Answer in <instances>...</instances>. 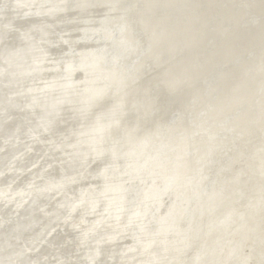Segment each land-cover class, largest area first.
I'll list each match as a JSON object with an SVG mask.
<instances>
[{
	"label": "water",
	"instance_id": "obj_1",
	"mask_svg": "<svg viewBox=\"0 0 264 264\" xmlns=\"http://www.w3.org/2000/svg\"><path fill=\"white\" fill-rule=\"evenodd\" d=\"M14 4V6L17 9H21L23 8L25 5L29 4V3H35L38 2L39 5L41 4L42 0H11ZM134 1L135 4H140L141 6L145 5L148 6L149 2L148 1H144L142 2V0H132ZM164 1V0H162ZM157 2V9L156 11H158L160 13V15L163 17L164 14V8H163V4L164 2ZM170 3L168 5L171 6H181L182 2L185 3V0H169ZM173 1V2H172ZM60 2V1H59ZM46 3V2H45ZM71 3H73L72 5H70ZM123 3H127V0H66L62 3H60V5L58 6H54L52 8H49L47 10H42V15L43 16H47V17H56L60 14H64L65 12H67L70 8L77 11V12H81L84 13L88 10H91L95 7H110L113 10L119 9L121 8V5ZM133 3V4H134ZM185 5V4H184ZM144 6V7H145ZM116 9H114V8ZM191 6L189 5L188 7L185 5L184 8L186 10H188V14L189 15L188 19H184L181 18L180 20H174V24L172 26V28H174V36H176V40L177 39H184V45H193L195 43H197V41L199 40V38L201 37L200 35V30L202 29V27H209L210 30L212 32H217L219 30V26H226L229 27L231 24H233L234 22H230V15L231 17L234 18L236 17V15L234 14L233 11H229V10H224L222 12H218L217 14H215L212 17H206V15L203 12H200V14H198L197 12H191ZM56 10V12L54 13H49ZM58 10V11H57ZM121 13H123V9L121 8ZM230 12V14H229ZM225 13V14H224ZM238 13V12H237ZM224 14V17H223ZM36 16V15H33ZM38 16V15H37ZM41 16V15H39ZM206 17V18H205ZM244 17V15H243ZM226 18V20H225ZM103 20H107L102 22ZM103 20H101L99 22V24H102L103 27H101L100 31V36H97L98 32V28L92 29V30H84L81 34V40L80 42H86L89 44H103L106 45L108 47H110L111 45L114 46L112 51H107V53H105L104 56L102 57H112V55L116 52H119L120 50H125L126 49V54H124L123 52L120 53L119 56H117L118 59V63L117 61L115 63L110 62H103V67H116L118 64H120V61L126 60L129 57L133 56L136 53H140L141 56V60L144 59H151L153 66L157 69H160L161 71H164L166 69H170V67L167 65V62H161L160 60H156L152 54V50L147 49L145 46L142 47L140 40L137 39L134 35V30H132L130 24L127 22L129 20V17L124 18L123 20L125 22H127V26L130 27H122L120 29H115L114 31L112 30H107V25L113 29L111 26H114V28L117 26L116 22L117 20H114L110 17L104 18ZM249 25L251 27L254 28V30L256 29L259 31V29L261 28L262 25H264L263 23H258V20H253V21H249ZM157 26V25H156ZM129 32H128V31ZM33 32H36L38 34H40V36H45L48 31L46 28L44 27H33L32 28ZM146 31V30H145ZM146 34L150 33V32H145ZM191 33L193 34V36L191 35ZM134 36L133 40L136 41L135 45H122L121 48H118L119 46L116 44L117 42H122V39L124 36L126 35H132ZM91 35V36H90ZM109 35V36H108ZM249 35V33L246 35V39L247 36ZM5 36H6V29L4 26H2L0 24V111H1V116L2 119L0 120V128L2 125H4V122H6L8 120L7 117V113L9 111H15L18 113H22L25 116L26 115H30V118H32V116L34 115V110L37 108L39 110L38 115L35 116L34 122H33V127H34V131H37L40 134H44L48 131L52 130V127L57 124L62 115L64 110L69 109L72 111L73 117L75 121H80L83 122L85 121L91 114L92 111L94 110L95 107H97L98 105H100L101 103L107 101V100H112V106L111 108L108 110V114L106 116V118L109 119H103V123L104 122H110L115 120L116 124H112L110 126H114V127H110L111 129H114L115 127H118V118L122 117L124 115V111L126 108H129L130 105H127L128 102V96L132 93L135 92V85L136 83L140 80L141 77L136 78L134 81H130L127 85H124L122 87H117L115 85L114 82L112 83H108V79H106L107 77H105V73L102 72V75L100 73V67L102 66H90L91 64L87 63V61L84 59V61L82 60L81 56L82 55H78L77 59L78 62L73 64L71 66V70H73V72L71 74H68V68H70V66L67 68L65 67V65L69 62H66L65 64H63L62 66L60 65H56V68L53 69V72H55L56 74H61L62 77H64L66 80L59 84L60 81H54L53 86L49 87V88H41V89H32V90H26V98L28 99V103L24 106H20L14 99L13 96L8 94V91H10L12 89V87H15L17 85H20L22 83H25L26 81L29 80H33L35 78H37L38 76H40V74L43 72L44 70V66H43V56L42 53L40 52L39 49V44L37 42L36 39L33 38V35L31 32H26V34L19 36L18 40H17V44H20L21 47H18V49L13 50V47L15 45L9 44V43H5ZM112 36L111 38H108ZM258 36V35H257ZM148 38L150 39V35H148ZM259 38V37H258ZM147 39V38H146ZM188 40H193L192 43H189ZM160 44L161 43V39L158 40ZM258 41V39H257ZM229 43V41L227 42ZM240 44V42L238 43ZM264 45V38H262L261 42L259 43L258 47L256 49H260L263 48ZM32 48V49H31ZM240 46L238 47V51L240 52ZM13 51H17L15 52V54L19 53V50H22L28 53L26 55H21L20 58H14L12 60L11 57L14 55L12 53ZM214 49H212V47H210L207 50L208 52L213 51ZM181 53L183 55V57H185L187 55L186 52L183 51H179L178 54ZM243 53V58L246 59L248 57H250V52L248 50L245 51V49H243L242 52ZM239 53V54H240ZM242 56L240 58H235L234 61L225 64V65H229L232 67H242L244 65H247L248 63H246ZM10 57V58H8ZM93 58L96 57H91L90 62L92 63H100L99 60H93ZM8 59V60H7ZM76 60V59H75ZM74 60V61H75ZM88 60V59H87ZM140 60V61H141ZM182 59L178 58L177 61H180ZM83 62V63H80ZM122 64V63H121ZM255 64V63H254ZM253 64V65H254ZM35 65H38L39 70L35 71L34 67ZM211 65V63L209 64V66ZM225 65H223L222 67H224ZM135 66V64L131 65ZM81 67H86L87 71H84L83 69H79ZM199 68H202V66L199 64L198 65ZM90 69L92 70H97L96 72H90ZM136 70V69H134ZM20 71H27V72H32L30 74H26L24 76H18V77H12V73H19ZM103 71V69L101 70ZM77 72L85 75V79L82 82V92L81 93H77L76 90L77 88H79V84L74 82L73 77L75 74H77ZM135 72V71H134ZM10 73V76H8V74ZM175 73H179V72H175ZM6 74L4 77L3 75ZM20 74V73H19ZM100 75V76H99ZM242 76H244V78L250 82H252V88H248L247 89V94L248 97H250V95H252L253 97V112L250 115V117L253 119V123L252 126L257 127L259 126V124L262 123V121H264V88H260L259 85L264 86V68L262 69H257V67L252 66L251 68L244 70L242 72ZM94 78V77H98L94 82H91V85L94 84H99V85H103V84H108L106 88L104 89H94L92 88V86L86 85V82H88L87 80L90 78ZM217 77L219 79H225V78H229L228 77V73L221 71L219 72V74L217 75ZM175 77H173L172 75H167L166 77H164V80L167 82H170V79H174ZM72 81L74 84L70 83H66L67 81ZM158 83H159V89L160 91L162 90L165 94L170 95V97L168 99H174L177 96H180V94H176L179 91H176V89L178 88L177 85H175V88H168L164 85V83L162 82L161 78H158ZM182 81V85H186L188 84L186 80H182L180 79V82ZM176 82V81H175ZM173 83V82H171ZM260 83V84H259ZM180 85V86H182ZM101 90V92H104L106 90V93L103 97L97 99L95 102L93 103H89L88 105H86L84 102H86V99L88 98L89 95L92 94H96L98 93L97 91ZM161 91L162 95H165L163 92ZM55 92H59V94L54 95ZM218 91H215V89H213L212 94L216 97L217 96ZM245 93V92H244ZM166 96V95H165ZM225 96L224 100H221L220 105H226V109L228 108L229 110H232L233 108H235L237 106L236 103H239L242 101V99H238V98H233L229 101V96L227 95H223V97ZM123 101V104H122ZM229 101V102H228ZM243 102H245L243 100ZM52 104H56L55 106H59V107H54L52 108ZM183 106H184V113L180 114L178 117H173L170 119L169 125H176V124H180L182 123V125H186V124H190L191 127L189 130L191 129H195V139L198 140H202L206 143L209 144H216L215 149L214 150H218L217 152H211L212 155H214L215 153H218L221 151L220 148V141L222 139H220L221 136H224V139H230L232 141V143L234 144V142H236V140L238 138H242V140L244 139L243 136L240 133H238V135L233 136L234 135V131L235 129L231 128V130H229L228 132H224L226 129L222 126H219V133L215 136H211L209 134L208 129L203 128L205 127L204 124V118H207L208 116L205 115L206 112H204L203 110H199L197 108H199V102L195 101L192 98L187 99L186 101L183 102ZM48 109V112L47 110ZM113 109V110H112ZM132 110V108H130ZM244 109V108H243ZM242 109V110H243ZM112 110V112H111ZM225 109L222 110V112ZM134 113L137 114V112H139L138 109H133L132 110ZM52 113V114H51ZM193 113V114H192ZM240 112H238L239 114ZM50 114V115H49ZM154 114V113H153ZM152 113H148L145 115V119L150 118L149 116L153 115ZM237 114V115H238ZM259 114V117H258ZM178 115V114H176ZM242 115H239V117H241ZM29 117V116H28ZM235 115H230V117L228 118V121H230L232 118H234ZM24 119V118H23ZM200 119V120H197ZM226 121V124L229 125V122ZM191 122H196L198 123L196 126H194V123ZM239 122V121H238ZM96 123V122H95ZM23 124V120L19 121L17 123H15L13 125V128L10 129V133L14 132L16 129H18V127L22 126ZM16 125V127L14 128V126ZM198 127V129H197ZM107 128L106 130L110 129ZM89 129V128H88ZM86 128H83L78 134H77V138L76 140L72 143V144H65L67 146L66 149L70 150V153L67 155V158L65 160L64 166H63V170L65 172H75V171H80L84 168L87 167V163L89 160L91 161H101L103 159H109L111 161L117 162L119 164H114L108 168L105 169H109L111 170L112 168H117L119 166H122L120 169L124 170L125 172H123L120 175L117 176H105L108 173L112 172V171H116V170H111L107 173H100L98 172L95 175V178H97L98 180H100L103 183V187L106 188L105 190H97V191H93L92 189H87V190H83L78 194V197L75 201L73 202H68L67 200L63 199L61 202H59L57 204V206L54 208V211L49 212V210H46V207H41L40 206V202L44 201V200H49L53 195L56 194H60V195H65V192L67 190V188L72 185L74 182L78 181V179L75 178H71V177H64L61 178L59 180H46L45 183L38 187L35 188L33 190H31L29 192V194L27 195L28 200L25 201V204H23L22 207V211L25 213V217L22 219V221L18 222V223H14L12 226L9 227V229L7 228V224L9 223V221L4 222L3 224H0V264H37L36 262H33L32 260L29 259V255H28V250L23 247V246H18L15 248V244L19 239V236L25 232H30L32 235V237H37L38 234L40 236H43L45 229L44 228H40L38 226L39 222L41 220H44L47 224H53L55 222H57L58 220H60V216L59 214L62 212H66L69 215H73L74 213H76L79 210H84L89 214H93L97 208L100 205L104 206V213L105 216L101 219L96 220L95 222H93L92 224L89 225V227L87 228V230L85 231V233L82 235L80 241L87 243L88 241L92 243L93 249L86 252L84 254V260L86 261V264H94L96 261H98L99 259H101L102 257V252L100 251V249L103 247V245L105 243H111L114 240L117 239L118 235L121 232H124L126 230H128L129 228H133V238L135 239V248L131 249V248H127L126 250H124L123 252L119 253V257L122 258H127L129 260H132L136 257H140L142 258L143 262L142 264H176L175 259H177L179 261V258L181 256H183L185 253H187L190 249L193 248V246L195 245V239L201 236H205L206 232L205 229H207V223L202 226L200 224V221L203 220H199L196 221V225L197 227H199V234L196 236V238L194 237L192 239V244L188 243V238L189 234L191 233L189 230V224L186 222V220L188 221H192L191 219V214H179L178 210L176 209L173 213V218H171V226H168L167 228L169 233L165 236V238H170L169 242L165 241V240H161L163 237V235H161L162 233L159 232H155V234H151L149 233V229H148V225L150 222L156 223L157 226H159V213L160 210L161 212H164L166 210V207L170 205L171 203V199L169 197H165L163 200L164 205H162V209H158L157 207L160 206V203L162 201V195L163 193L160 192V188H159V197L155 194V192H151V196L147 197L146 196V190H143V188L146 186V184L149 183V185H152L153 182H156L155 184H153V186L148 187L149 190H152L154 188H157V186H159L160 183H163L167 186H169L170 188H174L178 194V198L179 200L176 201L175 206L174 207H178V206H182L181 202L184 203V206H186L188 209L191 210V212L196 211L197 212V208L194 209L193 207H189L186 204V199L187 197L190 198L193 196V182H190V180L184 182L187 184L188 187L191 188V192L189 190V195H187L188 193H186L187 191H179L181 188V183H182V178L178 175V171L173 170L170 171V173L168 174L169 178L164 177V175H162L164 172L161 170L160 172H152V168L153 166L151 165V162H155L153 161V159H150L148 161H150L149 163L144 164V161L142 163H139V160L142 158L140 156H136L133 157L131 155L125 154V155H115V154H111L108 153L109 151H101L100 147L101 145L98 144L99 141V137L98 139L95 138V136H97V134L101 131H103V129H96L94 131H89ZM137 130V129H136ZM237 132L239 130H236ZM105 132V130H104ZM130 133V131H128ZM262 132V131H261ZM161 133H162V129H161ZM166 133V130L163 131V134ZM262 134H264V132H262ZM138 135V134H137ZM137 135H135V132L132 131V135L131 137L134 138L133 141H135ZM161 135H159L158 137H156V139H152L151 142H156L158 139H160ZM95 138V139H94ZM131 138V140H132ZM137 138H141V137H137ZM194 139V138H192ZM104 143V141H103ZM97 144V146H96ZM102 144V143H101ZM113 146L117 147L118 146V141L112 142ZM124 145H126V142L124 141L123 143H120L119 148H123ZM208 146V144H206ZM105 146L106 145V141H105ZM110 147V146H109ZM63 150L62 147H56L54 148V151H61ZM197 154V151H191L188 152V160L194 161V163L197 165V167H201L203 168V171H205V175L204 177H201L203 184L208 180V176H207V169L210 168L211 166H213V164L215 163V160H210L207 161L201 165H199V162L197 161V159H195ZM210 156V154H209ZM177 158V157H176ZM137 160L136 162H132V164H129V166H127L128 162L130 160ZM195 159V160H194ZM244 160V158H239V155H237L233 160L232 163L235 164L236 162L242 161ZM177 161V160H176ZM190 162V161H189ZM244 162V161H242ZM240 163V162H239ZM143 167H147L148 169H150V171L148 173H145L146 175H140L139 178H137L135 175L132 174V172H138L140 169H142ZM103 169V170H105ZM250 174L253 176L257 177V180H264V168H251L249 169ZM219 172L223 171V169H219ZM156 174V175H154ZM154 175V176H152ZM188 175L191 176V173H189ZM1 176V173H0ZM120 180V183L124 182L126 183L125 188H108L109 184H116L115 182H119L116 180ZM168 179V180H166ZM200 186V184H199ZM225 185L224 182H222L221 184V191L224 193V189ZM211 190V189H209ZM85 192V193H84ZM0 197H5L6 196V191L5 192H0ZM143 194L144 199H139L138 196L140 194ZM162 193V195H161ZM205 193H210L208 191H205ZM22 192H17L15 196H22ZM191 194V195H190ZM218 194L217 197L219 198L220 196H224L222 193H216ZM235 195H239V193H236ZM187 196V197H186ZM147 197V198H146ZM217 197L212 198L210 201L211 204L216 205L217 203H220L224 200H219L217 202H215V199ZM227 201L225 204H227L229 201V198H226ZM140 201V204H138ZM144 202L147 203V207L146 208V203L145 205H141L144 204ZM156 202V205L154 206L153 203ZM160 202V203H159ZM159 203V204H158ZM177 204V205H176ZM142 207L141 211L142 212H133L134 210H136L138 207ZM202 207V203L199 206V209ZM218 207L216 206H212L211 210L212 213L217 209ZM252 208L254 209L253 215L255 213H257L260 209V202H256L252 205ZM152 210V211H151ZM218 211V210H217ZM178 213V214H177ZM220 213V210L215 213L212 214L211 217L216 216V214ZM208 214V213H206ZM205 216V215H204ZM210 216V215H209ZM208 215L206 217H204V220H207V218L209 217ZM230 216V220L229 223L224 220V222H226L227 225H225V227L222 230V234L223 237H226L225 232L230 229V226L232 224V222L234 221L235 218L239 219L240 221L242 220V217H240V215L238 216V212L236 210H234L232 212V215ZM176 217V218H175ZM178 218V219H177ZM182 218V219H181ZM111 219L114 221V225H109L108 224V220ZM181 219V224L179 225L180 228L183 229V225L186 224V228L188 229L186 231V236H182V232H178V230L174 227L175 226V222L177 220ZM79 223L77 224L78 226H82L84 224L83 219H80L78 221ZM222 222V221H220ZM220 222H218L217 224H215L212 229L214 227H216L217 225H220ZM215 223V222H214ZM115 231L114 234L111 235H107L106 231L108 230V228H111ZM223 225L220 226V228H222ZM35 231L31 232L32 230ZM167 228H164V230H167ZM141 229V230H140ZM190 229L192 230V228L190 227ZM211 229V230H212ZM137 230H139V234L137 235ZM175 230V232H174ZM218 230V229H217ZM240 227L233 233L230 234H234V233H238L239 236L242 237V235L246 234L247 232H249V228L245 227L243 230L239 231ZM101 232H105L104 235H100ZM252 234L254 233V229L251 230ZM149 235V236H147ZM8 240H7V238ZM143 236V237H141ZM229 236V234H228ZM147 237H153L152 241H150L149 243H144V240ZM176 238H181L183 239L186 243H184V246L181 250L177 251V248H175V246L177 245L176 241L174 242V240ZM240 238L237 236V239ZM88 242V243H89ZM209 242V240H208ZM238 242V249L237 250H230L232 253H226L227 258L226 260L224 259L223 252L225 250L226 247H224L220 241H218L217 244V253L215 252L214 255L212 257H210V254H212V252H214V248L213 249H209L208 247L205 248L206 251H204L201 257H198L196 259H194V261L192 262H184L180 264H196V262H199L198 264H217L219 261L222 262V264H234V263H238L240 262L242 263H246L247 261L246 259L242 258V254L244 252V250L247 248V242L248 240L243 241L242 244H239ZM176 243L175 246H173ZM165 244V245H164ZM187 244H189L187 246ZM209 244V243H208ZM233 245L237 246V243H233ZM40 246V245H39ZM183 246V245H181ZM134 247V246H133ZM142 249H144V251H142ZM227 252V251H226ZM233 254L232 261L231 258H229V256ZM178 255V256H177ZM176 257V258H175ZM215 257V260L214 258ZM145 259V260H144Z\"/></svg>",
	"mask_w": 264,
	"mask_h": 264
},
{
	"label": "rangeland",
	"instance_id": "obj_2",
	"mask_svg": "<svg viewBox=\"0 0 264 264\" xmlns=\"http://www.w3.org/2000/svg\"><path fill=\"white\" fill-rule=\"evenodd\" d=\"M4 1V2H3ZM63 1H66V0H63ZM62 0H61V2H59V0H42V2H41V4L39 5V3L38 2H35V3H29V4H27L25 7H23V8H21L20 10L19 9H17L15 6H14V4H12L11 3V0H1L0 1V24L1 25H3V26H5V27H8V26H10V27H8V28H5V29H7L6 30V32L9 30V32H7L6 33V36H5V41L7 42V43H9V44H12V45H17V40H18V38H19V36H22V35H24V34H26V33H24V32H30L31 31V33L33 32L32 30H31V27L30 26H32V28L35 26V27H37L38 25V27H44V28H46L47 29V31L50 33V34H52V35H50L49 33L46 35V36H38V37H36L37 35H40V34H37L36 32L34 33L33 32V36H34V39H36L37 38V42H38V44H40L39 46V49H41V51L40 52H44V53H42V56L44 55V57H45V59L43 58V65H44V70H43V72H42V74H43V76H42V74H40V76H41V79H40V76H38L37 78H35V79H31V80H29V81H26L24 84L22 83V84H20V85H17L18 87H16V88H14V87H12V91H13V93H12V91L10 92V91H8V94H10V95H12L13 96V99L14 98H16V102L20 105V104H22V105H20V106H24V105H26L27 103H28V99L26 98V93H25V91L26 90H24V89H26L27 88V90H32V89H41L40 88V86L42 87V88H46L47 86H49V85H51L52 83H54V81H60V83L59 84H61L62 82H64L66 79L64 78V77H62V75L59 73V74H56V73H54V72H52L53 71V69L54 68H56V65L58 64V65H60V66H62L63 64H65L66 62H70V61H72L73 59L75 60V58L77 59V57L75 56V54L78 56L79 55V53H81V52H84V51H89V50H93V51H96L97 49H99V48H101V47H103V46H105V45H102V44H89V43H86V42H79L80 40H81V34H82V32L84 31V28H86L85 30H92V29H95V28H97L100 24H99V22L101 21V20H103V18H107V17H110V18H112V19H114V20H117L118 19V21H119V19H120V17H121V8H119V10L118 9H116V10H111V8L110 7H108V6H106V8H104V7H95L94 9H91V10H88V11H86V12H84V13H81V12H77V14H76V12H75V10H73V9H69L68 10V13L69 12H71V11H73V13L71 12V14L69 13V15L70 16H68L66 13H64V14H60V15H58V16H56V17H54L53 19H56V20H53V19H50L49 17H47V16H43L42 15V10H47V9H49V8H52V7H54L55 5H54V2H58V4H60V3H62L63 2ZM224 1H227L228 3H230V4H233V6H234V10H233V12H235L234 14L236 15V13L238 12V13H241L240 11H243L244 13H245V15H244V13H241V14H243L244 15V17H243V15H241V14H238L237 13V16L235 17L239 22L238 23H240V21H242L243 20V18H245V19H247L246 21L247 22H244L243 24H242V29L243 30H246V29H248V28H250V29H253L254 30V28L252 27L251 28V26L250 25H248V21H250V18H255L256 20H258V23H263L264 24V0H256L257 1V3L256 4H258V5H256L255 7H253V10H254V8H255V10L253 11L252 10V5H251V3L252 2H254V0H248V1H246V0H244L245 2H243V0H222V3L223 4H227V2H225L224 3ZM231 1V2H230ZM239 3H237V2ZM251 1V2H250ZM46 2V3H45ZM237 3V5H236V3ZM242 2H243V4H242ZM8 3V4H7ZM11 3V4H10ZM7 4V5H6ZM44 4H45V6H44ZM73 3H71L70 5H72ZM247 4H249V5H247ZM12 5V6H11ZM34 5V6H33ZM240 5V6H239ZM242 5V6H241ZM247 5V6H246ZM261 5V6H260ZM56 6H58V5H56ZM244 6V7H243ZM263 6V7H262ZM37 7H38V9H37ZM126 7V6H125ZM124 7V8H125ZM141 6H139V9H137V6H135L134 7V11L131 13V14H128V15H130V16H132V18L131 17H129V21H127L130 25L132 24V29L133 30H135V37L137 38V39H139L140 40V42H141V45H142V47H144L146 44H148L149 43V38H148V34H146L145 32V29H144V26L143 27H141L142 25H144L140 20L141 19H144L145 17H146V13L143 11V9L142 8H140ZM3 10H2V9ZM14 8V9H13ZM30 8H32V9H30ZM244 8V9H243ZM10 11H9V10ZM12 9V10H11ZM24 9V10H23ZM30 9V10H29ZM247 9V10H246ZM251 9V10H250ZM32 10V11H31ZM108 10H110V11H108ZM5 11V12H4ZM8 11V12H7ZM136 11V12H135ZM140 13H139V12ZM142 11V12H141ZM253 13H252V12ZM3 12H4V14H3ZM15 12H17V13H15ZM119 12V13H118ZM247 12V13H246ZM249 12V13H248ZM255 12V13H254ZM257 12V13H256ZM6 13V14H5ZM11 13V14H10ZM14 13V14H13ZM102 13V14H101ZM134 13H136V14H134ZM262 13V14H261ZM17 14H18V16H17ZM22 16H21V15ZM27 14V15H26ZM80 14V15H79ZM134 14V15H133ZM141 14V15H140ZM146 14V15H145ZM156 14H158V13H156ZM155 13H154V15L152 14V15H150L149 16V19H151V20H156L157 22H159L161 19H159L158 17H160V15L158 14V15H156ZM247 14V15H246ZM261 14V15H260ZM5 15H6V17H5ZM14 15V17H12ZM25 15V16H24ZM28 15H30V16H28ZM33 15H38L37 17L36 16H33ZM39 15H42V16H39ZM72 15H75V16H72ZM79 15V17L80 18H78L77 16ZM92 15V16H91ZM145 15V16H144ZM16 16H17V18H16ZM33 16V17H32ZM63 16H64V18H63ZM83 16V17H82ZM96 16H97V18H96ZM115 16V17H114ZM116 16H117V19H116ZM137 16V17H136ZM139 16V17H138ZM249 16H250V18H249ZM254 16V17H253ZM9 17V18H8ZM25 17H26V19H25ZM31 19H30V18ZM42 17V18H41ZM43 17H47V19H44ZM60 17H62V18H60ZM67 17V18H66ZM69 17H71V18H69ZM74 17V18H73ZM127 17V18H128ZM133 17H135V18H133ZM140 17H143V18H140ZM151 17V18H150ZM152 17H155V18H157V19H155V18H152ZM238 17H239V19H238ZM242 19H241V18ZM7 18H8V20H7ZM11 18H12V20H16V21H12L11 20ZM20 18H21V20H20ZM24 20H23V19ZM35 18V19H34ZM69 18V19H68ZM86 18H88V19H86ZM137 18V19H136ZM234 18V19H235ZM30 19V21L28 22V20ZM33 19V20H32ZM38 19V20H37ZM42 19V20H41ZM50 19V20H49ZM61 19H63V20H61ZM68 19V20H67ZM75 19V20H74ZM79 19V20H78ZM91 19V20H90ZM132 19V20H131ZM134 19V20H133ZM159 19V20H158ZM235 19V20H236ZM3 20V21H2ZM18 20H20V22H22V21H24V23H22L24 26H22V24L20 25V23H19V21ZM45 20H46V22H45ZM58 20H60V21H58ZM67 20V21H66ZM70 20V21H69ZM93 20V21H92ZM135 20H137V21H135ZM235 20H234V22H235ZM5 21H7V22H5ZM10 21H11V23H10ZM31 21H33V22H31ZM41 21V22H40ZM43 21V22H42ZM55 21V22H54ZM61 21L62 22H64V23H61ZM73 21V22H72ZM77 21V22H76ZM86 21H88V23L86 22ZM132 21V22H131ZM133 21H135L134 23H133ZM5 22L6 24H8V23H10V24H8V25H6L5 23V25L3 24V23ZM17 22V23H16ZM29 24H28V23ZM36 22V23H35ZM40 22V23H39ZM57 22H60L61 23V25L58 23V24H56ZM92 22V24H90ZM126 22V23H127ZM137 22V23H136ZM138 22H141V23H138ZM19 23V24H18ZM26 23V24H25ZM49 23H51V24H49ZM85 23V25H83ZM93 23H95V24H93ZM13 24H16V25H13ZM35 24V25H34ZM42 24H43V26H42ZM45 24V25H44ZM48 24V25H47ZM53 24V25H52ZM66 24V25H65ZM71 24H72V26H71ZM76 24V25H75ZM136 25L135 27H134V25ZM158 24V23H157ZM34 25V26H33ZM37 25V26H36ZM41 25V26H40ZM47 25V26H46ZM52 25V28L50 27ZM64 25V26H63ZM67 25H69V26H67ZM90 25V26H89ZM140 25V26H139ZM20 26V27H19ZM30 28H29V27ZM53 26H54V28H53ZM58 26V27H57ZM76 26H78V27H76ZM86 26H89V27H91V28H89V27H86ZM95 26V27H94ZM138 26V27H137ZM246 26V27H245ZM26 27V28H25ZM57 27V28H56ZM61 27H62V29H61ZM70 27V28H69ZM72 27V28H71ZM83 27V28H82ZM141 28V30H138V29H140ZM21 28V29H20ZM69 28V29H68ZM80 28V29H79ZM136 28V29H135ZM27 29V30H26ZM52 31H51V30ZM142 29H143V31H142ZM208 29L210 30V28L208 27ZM17 30V31H16ZM21 30H23V31H21ZM26 30V31H25ZM56 30V32L54 33V31ZM58 31V32H57ZM139 31V32H138ZM248 31L250 32V30L248 29ZM8 33H10V34H8ZM11 33H13L14 35H12ZM19 33V34H18ZM23 33V34H22ZM54 33V34H53ZM76 33V34H75ZM139 33V34H138ZM8 34V35H7ZM64 34V35H63ZM67 34V35H66ZM80 34V35H79ZM143 36H142V35ZM10 35V36H9ZM17 35H18V37H17ZM145 35H146V37H145ZM7 36H8V38H7ZM15 36V37H14ZM48 36H50V37H48ZM64 36V37H63ZM70 36V37H69ZM138 36H139V38H138ZM143 37V39H142V37ZM16 37H17V39H16ZM73 39H72V38ZM132 37V36H131ZM134 37V36H133ZM144 37L145 38H147V39H144ZM241 37V36H240ZM9 38L10 39H12V41L11 40H9ZM43 38V39H42ZM45 38V39H44ZM49 38V39H48ZM54 40H52V39ZM79 38V40H76V39H78ZM241 38H243V36L241 37ZM240 38V39H241ZM7 39V40H6ZM58 39V40H57ZM67 39V40H66ZM70 39V40H69ZM48 40V41H47ZM143 40V41H142ZM145 40V41H144ZM147 40V41H146ZM9 41V42H8ZM66 41V42H65ZM5 42V43H6ZM65 42V43H64ZM69 42H70V44H69ZM240 42V44H242L243 45V43H241V41H239ZM255 42H256V40H255ZM49 43V44H48ZM59 43V44H58ZM68 43V44H67ZM74 43V44H73ZM81 44V46H80V44ZM82 43H85V44H82ZM211 43H214L213 41H211ZM46 44H47V46H46ZM57 44V45H56ZM64 44V45H63ZM66 44V45H65ZM77 44V45H76ZM145 44V45H144ZM256 44V45H255ZM45 45V47L43 48V46ZM48 45H50V46H48ZM62 45V46H61ZM74 45H75V47H74ZM84 45V46H83ZM96 45V46H95ZM258 45H259V43L258 42H256V43H254L253 45H251V44H249V46H247L249 49H247V48H244L245 49V51L247 50H249V52L251 53V55H250V58L248 59V58H246V59H244L243 58V60H245V62L247 63L248 62V64L247 65H244L243 67H241L240 69L238 68L237 69V67L235 66V67H229V65H225L223 68H222V66H220V67H217V69H216V73H217V75H218V73L219 72H221V71H224V72H227L228 73V77H229V81H230V84L235 80L236 81V79L239 77V76H242V72L244 71V70H246V69H249V68H251L252 66H253V63H256V62H260V64L258 65V67H257V69H262V68H264V45H263V48H261L260 49V51H259V49H256V47H258ZM54 46V47H53ZM68 46V47H67ZM77 46V47H76ZM83 46V47H82ZM95 46V47H94ZM101 46V47H100ZM252 46H254V48L252 47ZM51 49H50V48ZM63 47H64V49H63ZM87 47V48H86ZM88 47L90 48L89 50H88ZM212 47V46H211ZM250 47H252L251 49H250ZM57 48H58V50H57ZM59 48L61 49V50H59ZM46 49V50H45ZM49 49V50H48ZM55 51H54V50ZM68 49V50H67ZM212 49H215L214 47H212ZM252 49H253V51H252ZM43 50V51H42ZM52 50H53V52H52ZM63 50V51H62ZM256 50H257V52H256ZM59 51V52H58ZM68 51V52H67ZM70 51V52H69ZM73 51V52H72ZM259 51V52H258ZM47 52H49V54L47 53ZM63 52V53H62ZM46 53V54H45ZM52 53V54H51ZM53 53H54V55H53ZM60 53V54H59ZM255 53V54H254ZM59 54V55H58ZM74 54V55H73ZM259 54V55H258ZM51 55V56H50ZM61 55V56H60ZM74 56V57H73ZM135 56V57H134ZM140 56V53H138V54H135V55H133V56H131L130 58H128V59H126V60H123L121 63H124V64H121V65H123L122 67H124L125 65V67H128V66H131V65H133L134 63H135V65H136V63H138L141 59H139V58H141V56ZM254 57L255 59H253L252 57ZM258 58V61H257V58ZM260 58H259V57ZM52 57V58H51ZM66 57V58H65ZM243 57V56H242ZM48 58V59H47ZM57 58V59H56ZM70 58V59H69ZM132 58V59H131ZM251 58L253 59V60H251ZM261 58H263V60L261 59ZM51 61H50V60ZM55 59V60H54ZM135 59V60H134ZM261 59V60H260ZM53 60V61H52ZM73 60V61H74ZM129 62H128V61ZM131 60H133V61H131ZM147 60V61H146ZM255 60V61H254ZM260 60V61H259ZM65 61V62H64ZM127 61V62H126ZM249 61H250V63H249ZM261 61H263V62H261ZM126 62V63H125ZM149 62V63H148ZM53 63V64H52ZM143 64L145 65V69H143V74H142V80L145 78V80H141L140 79V81H138V83H136V87H135V92L134 93H132L131 95H129L128 96V102H127V105L129 104H131L130 105V107L129 108H126L125 109V111H124V115H123V117H121L120 118V120H119V118H118V120H117V122H118V127H115L114 129H112V130H114V131H112V130H110L109 132H110V134H109V142H117V140H119L122 136H124L125 134H126V132H128L130 129H129V127H132L133 125H138V127L137 128H135V129H133L132 131H134L135 132V134L137 135V137H142V136H144V135H146V134H148V135H150V134H152V133H154L157 129H159V127L160 128H162V134H163V131L164 130H166L167 131V129L171 126H169V122H170V119L172 118V116L173 115H176V114H180L182 111H184V106H183V102L184 101H186L187 100V98H195L196 96H199L200 95V93H201V97H203L205 94L204 93H207V92H209L210 91V88H211V86H212V83H210L209 85L210 86H203L202 88L198 85V86H196L195 87V85H191V87H189V88H185L186 90H180L179 92H177L176 94H180V96H177V97H179V98H177V97H175L174 99L172 98V99H168L169 98V96L170 95H168V97H166L167 96V94H165L162 90V92L166 95H162V93H161V91H160V89H159V83H158V78H159V76L161 75V73L163 72V71H161L160 69H157V71H156V68L153 66V63H152V61H151V59H144L143 60ZM151 66V68H150V66ZM249 65V66H248ZM55 66V67H54ZM153 66V67H152ZM66 67V66H65ZM124 67V68H125ZM147 67V68H146ZM229 67V68H228ZM245 67V68H244ZM261 67V68H260ZM230 68H232V69H234V70H232V69H230ZM220 69V70H219ZM228 69V70H227ZM241 69H242V71H241ZM127 70H129V69H127ZM149 70V71H148ZM240 70V71H239ZM48 71V72H47ZM231 71H232V74H231ZM233 71H234V73H233ZM50 72V73H49ZM145 72V73H144ZM155 72V73H154ZM235 72H237V73H235ZM47 73V74H46ZM48 73H49V76H48ZM79 72H77V74H75L74 75V82H76V83H78L80 86H79V88L80 89H78L77 88V90H76V92L77 93H81L82 92V82H83V80L85 79V75H82V74H78ZM239 73H241L240 75H239ZM151 74V75H150ZM51 75V76H50ZM76 75H79V76H76ZM149 75V76H148ZM46 76V77H45ZM209 76V75H208ZM207 76V77H208ZM49 77H51V78H48ZM53 77V78H52ZM79 77V78H78ZM82 77V78H81ZM148 77V78H147ZM60 78V79H59ZM82 80H81V79ZM154 78V79H153ZM45 79H46V81H45ZM63 79V80H62ZM32 81V82H31ZM78 81V82H77ZM29 82V83H28ZM38 82V83H37ZM40 82H41V84H40ZM45 82V83H44ZM150 82V83H149ZM50 83V84H49ZM143 83V84H142ZM154 83V84H153ZM201 82H199L198 84H200ZM27 84V85H26ZM32 84L34 85L33 87H32ZM149 84V85H148ZM260 84V83H259ZM262 84V83H261ZM23 85V86H22ZM30 85V86H29ZM43 85H44V87H43ZM143 85V86H142ZM22 86V87H21ZM24 86H25V88H24ZM28 86H29V89H28ZM154 87V88H153ZM195 87V88H194ZM209 89H207V88ZM259 87L261 88V85H259ZM17 88H19V89H21L22 91H20L19 89H17ZM23 88V89H22ZM82 88V89H81ZM149 88V89H148ZM190 88H191V90H190ZM198 88H200V89H198ZM262 88H264V87H262ZM146 89V90H145ZM195 89V90H194ZM207 91H206V90ZM144 90H145V92H144ZM150 90V91H149ZM195 92H194V91ZM197 90V91H196ZM199 90V91H198ZM16 91H19V92H16ZM139 91V92H138ZM190 91H191V93H190ZM206 91V92H205ZM14 92H15V95H13L14 94ZM137 92V93H136ZM187 92V93H186ZM213 92V90L211 89V93ZM12 93V94H11ZM20 93V94H19ZM143 93L145 94L144 96H146V97H151L152 98V107H153V109H152V107L150 106L149 107V111H150V113H154L153 115H151V116H149V117H151L150 118V120H149V118H148V120H146L144 117H145V115L147 114L146 113V108H138V107H136V106H133V105H142V100L140 101V103H138V104H135V103H133L134 102V100L136 101V100H138L139 98H141L142 96H143ZM189 93V94H188ZM17 94H18V96L19 97H21V98H19L21 101H23L24 103H22L19 99H17ZM57 94H59V92H55V94L54 95H57ZM147 94V95H146ZM149 94V95H148ZM195 94V95H194ZM198 94V95H197ZM218 95L216 96L217 97V99H220L221 100V95H219V93H217ZM23 97H22V96ZM191 95V96H190ZM207 95H208V93H207ZM213 95V94H212ZM136 96H137V99H136ZM195 96V97H194ZM220 96V97H219ZM156 97V98H155ZM165 97H166V101H165ZM225 97V96H224ZM224 97H223V99L222 100H224ZM160 98H162L160 101L158 100V99H160ZM26 99V100H25ZM183 99V100H182ZM18 100V101H17ZM25 100V101H24ZM168 100H169V102H168ZM179 100V101H178ZM155 102V103H154ZM106 103V104H105ZM161 103H163V104H161ZM166 103V104H165ZM182 103V104H181ZM159 104V105H158ZM166 106H165V105ZM128 105V106H129ZM111 106H112V100H107V101H105V102H103V103H101L100 104V106H97V107H95L94 108V110L92 111V114L89 116V118H87L85 121H88V122H85L84 121V123L83 122H79V121H74V117H73V114H70V113H72V111L71 110H69V109H66V110H64V112H63V115H62V118L60 119V121L57 123V124H55L52 128L54 129H52L51 131H48V132H46V133H44L43 135L42 134H40V133H38L37 131H34L35 129H34V127H33V122H34V120L35 119H33V118H35V116H37L38 115V112H39V110L37 111L36 109L34 110V115L32 116V118H30V115H24L23 116V114L22 113H20L21 115H19V114H17L18 112H15V111H11L10 113H12L13 112V114L11 115V114H9V112L7 113L8 115L7 116H9L8 117V121H6V122H4V125H2L1 126V128H0V133L1 134H3L2 135V137L3 138H0V140H1V142H0V150H2V152L4 153H1L0 154V157L1 158H4V157H6V158H4L3 160L0 158V163H2L3 161H5V160H7L8 161V165H7V161L6 162H4V163H2L3 164V166L2 165H0V173H2L1 175H2V178H1V176H0V192L1 191H6V196L4 197V198H2V197H0V215H2L1 217H0V224H3L2 222H7V221H9V226L7 227V228H9L11 225H13L14 223H18V220H19V222L21 221V219H23L24 217H25V213H23L22 215H21V211H22V205H23V203L25 204V201H27L28 200V198H27V195L26 194H29V192L31 191V190H33V189H35V188H38V187H40V186H42V184H44L45 183V181L47 180H51V181H53V180H59V179H61V178H64V177H71V178H75V179H78L79 181H76V182H74L73 183V185H70L69 187H68V189L66 190V194L65 195H60V194H56V195H53L49 200H44V201H41L40 202V206L41 207H46V208H48V210H49V212H51V208H53V210L52 211H54V208L57 206V204L59 203V201L61 202L63 199H66V197H67V199H68V202L70 201V202H73V201H75V199L78 197V194H79V192H81L82 191V189L84 190H87V189H92V190H95V191H97V190H100L101 188H102V182L100 181V180H98L97 178H95V175L98 173V172H100L102 169H104V168H108V167H110V166H112V165H114V164H119V163H117V162H114V161H109L108 159H103V160H101V161H91V160H89L88 161V163H87V167H90V169H91V171H90V169H88L87 167L86 168H84V169H82L81 171H76L75 173L74 172H65L64 170H63V166H64V163H65V160H66V158H67V155L70 153V150L69 149H66L67 148V146L65 145V144H72L74 141H75V139L77 138V134L85 127V124H86V128H87V126H90V124L91 125H95V122H96V118L97 117H103L105 114H106V112L111 108ZM164 106V107H163ZM201 106V104L199 103V107ZM100 107V108H99ZM104 107V108H103ZM162 107V108H161ZM173 107V108H172ZM175 107V108H174ZM130 108H132V110L133 109H138L139 110V112H137V114L136 113H134V112H132V110L130 109ZM179 108V109H178ZM245 109V106L244 107H242V109ZM170 109V110H169ZM175 109V110H174ZM178 109V110H177ZM201 109H203V105L200 107V109L199 110H201ZM172 110H174V111H176V113L174 112V111H172ZM69 111V112H68ZM71 111V112H70ZM99 111V112H98ZM105 111V112H104ZM169 111H171L172 113H170ZM180 111V112H179ZM101 112V113H100ZM131 112V113H130ZM143 112V113H142ZM0 113H1V111H0ZM67 113H68V115H67ZM127 113V114H126ZM17 114V116H15ZM104 114V115H103ZM158 114V115H157ZM160 114V115H159ZM167 114V115H166ZM173 114V115H172ZM193 114V113H192ZM71 115V116H70ZM132 115V116H131ZM142 115H143V117H142ZM239 115V114H238ZM237 115V116H238ZM29 116V117H28ZM68 116V117H67ZM92 116V117H91ZM139 116V117H138ZM147 116H148V114H147ZM164 116V117H163ZM236 116V117H237ZM16 117H18V118H16ZM66 117V118H65ZM127 117V118H126ZM129 117V118H128ZM159 117V118H158ZM0 118L2 119V116L0 115ZM11 118V119H10ZM14 118H16V119H18V120H16L15 119V122L13 121L14 120ZM23 118H24V120H23ZM105 118H106V116H105ZM104 118V119H105ZM132 118V119H131ZM169 118V119H168ZM235 118V117H234ZM234 118H232L231 120H230V122H229V125L230 124H232L233 122H232V120L234 119ZM0 119V120H1ZM28 119V120H27ZM65 119V120H64ZM137 119V120H136ZM142 119V120H141ZM157 119H159V121H161V122H159ZM162 119V120H161ZM168 119V120H167ZM23 120V124H22V126H20V128H18V129H16L13 133H9V131L8 130H10V129H12L13 128V125L16 123V122H19V121H22ZM62 120H64L63 121V123H62ZM128 120V121H127ZM165 120V121H164ZM26 121V122H25ZM130 121V122H129ZM149 121V122H148ZM169 121V122H168ZM234 121V120H233ZM26 124H25V123ZM77 122V123H76ZM90 122V123H89ZM121 122V123H120ZM168 123L167 125L165 124V123ZM232 122V123H231ZM12 123H14V124H12ZM94 123V124H93ZM155 123V124H154ZM158 123H160V124H158ZM191 123H194V126H196L198 123H196V122H191ZM12 126H11V125ZM29 124V125H28ZM65 124V125H64ZM77 124V125H76ZM128 124V126H126ZM131 124V125H130ZM234 124V123H233ZM238 124H241V125H243L242 123H240V122H238ZM9 125V126H8ZM66 125H67V127H66ZM73 125V126H72ZM76 125V126H75ZM130 125V126H129ZM151 125V126H150ZM172 125H174V124H172ZM264 121H262V123H261V125L259 124V126H261V127H259V126H257L256 128H258L257 130H256V128H253L254 130H255V132H258V133H256L257 135V137L255 136V137H253L254 136V132L252 131V133H253V136H252V134H250L249 135V137L247 136V135H245V136H243V138L245 139H243L242 140V138H238L236 141V144H233L232 143V141L229 139H225L224 140V136L222 137V140H221V142H222V147L221 148H223V149H221V154L222 155H224L225 153H227L228 154V156H227V154H225L224 156H221V154H219V152L217 153L218 155H216V153L214 154V157H215V161L214 162H216V163H214V164H217V165H214V166H211L210 168H208L207 170H208V172H207V176H208V182L210 181V180H212L214 177L215 178H217L218 180H220V181H218V182H216V183H218V185L216 186V187H219V189L221 188V184H222V181L223 182H225L227 185L225 186V189H224V191H225V193L224 194H231L232 193V187H233V185H234V180H232V179H229V178H233L234 177V175L235 174H240V178H239V181H238V184H237V187L239 186V189H238V193L240 194V195H243V196H241L240 197V195H236V196H238V197H234V199L232 200V205H233V207L235 206V208H236V211L238 212L239 211V214H238V216L240 215V213L241 214H245L246 212H244V211H249V210H252L253 208H252V205L254 204V203H256V202H260V200H261V204H260V211H258V214L257 213H255L254 215H253V212H254V210H252L251 211V214H250V221H252L251 223H249L248 224V228H250L249 230H250V232H248L247 234H244V239L245 240H248V242H249V240H250V242H249V244H248V242L246 243L247 244V248H246V250H244V252H246L248 255H246V253H244L243 252V254H245V255H243L242 256V258H244V259H246L247 257L246 256H248V261H247V259H246V261H247V264H260V263H262L261 262V260L263 259L264 260V231H262V227H263V230H264V213H262L263 211H264V198L262 197V195H264V180H262V181H258V180H256L257 178H256V176H254V177H252V175L250 174V170L249 169H251V168H261V167H263L264 166V134H263V136L261 135L262 134V132H261V130L262 129H264ZM4 126V127H3ZM7 126V127H6ZM81 126V127H80ZM127 127L126 129H125V127ZM140 126V127H139ZM143 126V127H142ZM149 126V128H147V127ZM176 128H178L179 127V129H180V131H182V132H185V128L183 127V125H182V123L180 124V125H174ZM189 126H191L190 124H189ZM244 126H245V124H244ZM10 127H12V128H10ZM16 126H14V128H15ZM30 127V128H29ZM57 127V128H56ZM151 127V128H150ZM183 127V128H182ZM254 127V126H253ZM3 128V129H2ZM10 128V129H9ZM120 128V129H119ZM122 128H123V131H122ZM175 128V130H179V129H176ZM182 128V129H181ZM2 129V130H1ZM30 129V130H29ZM62 129V130H61ZM64 129V130H63ZM81 129V130H80ZM137 129V130H136ZM4 130H6V131H4ZM68 130V131H67ZM80 130V131H79ZM140 130V131H139ZM19 133H18V132ZM61 131V132H60ZM66 131V132H65ZM149 131H150V133H149ZM234 132V135L233 136H236V135H238V132L236 131V130H233ZM5 132V133H4ZM122 132H123V134H122ZM139 132V133H138ZM148 132V133H147ZM56 133V134H55ZM65 133V134H64ZM70 133H72V134H70ZM116 133V134H115ZM141 133V134H140ZM143 133V134H142ZM11 136H10V135ZM18 134H19V136H18ZM37 136H41V137H37ZM60 134V135H59ZM118 134H119V136H118ZM161 134V137L164 135H162ZM178 134H180V133H178ZM8 135V136H7ZM26 135V136H25ZM65 135V136H64ZM260 135V136H259ZM1 136V135H0ZM33 136V137H32ZM50 136V137H49ZM114 136H116V137H114ZM180 136H182L181 134L179 135V137ZM251 136V137H250ZM10 137V138H9ZM16 137V138H15ZM27 139H26V138ZM37 137V138H36ZM46 137V138H45ZM63 137V138H62ZM111 137V138H110ZM160 137V138H161ZM221 137H220V139H221ZM245 137H247V139L248 140H250V138L252 139V137H253V139L252 140H250V141H246L247 139L245 138ZM259 137V138H258ZM262 137H263V139H262ZM10 140H9V139ZM113 138V139H112ZM255 138H257L256 140H255ZM261 138V142H260V144H258V143H255L258 139H260ZM15 139H16V141H15ZM37 139V140H36ZM240 139V140H239ZM3 140V141H2ZM73 140V141H72ZM228 140V141H227ZM254 140V141H253ZM8 141V142H7ZM56 141V142H55ZM64 141V142H63ZM66 141V142H65ZM225 141H227L226 143H227V146H226V143H225ZM242 141V142H241ZM244 141V142H243ZM31 144H30V143ZM51 142V143H50ZM108 142V141H107ZM251 142H254L255 143V145H254V143H251ZM258 142H259V140H258ZM5 143V144H4ZM34 143V144H33ZM65 143V144H64ZM235 143V142H234ZM239 143L240 144H245V146L243 147L242 145L240 146L239 145ZM249 143V144H248ZM9 144V145H8ZM11 144V145H10ZM29 144V145H28ZM36 144V145H35ZM49 144V145H48ZM51 144V145H50ZM60 144V145H59ZM247 144L248 145H253V146H256L258 149H256L255 150V148L253 147V146H247ZM262 144V145H261ZM229 145V146H228ZM233 145V146H232ZM235 145H236V148H235ZM259 145V146H258ZM260 145H261V150L259 149V147H260ZM11 146V147H10ZM23 146V147H22ZM62 147L63 148V150H61V151H54V148H56V147ZM225 146V147H224ZM231 147H233V150L235 149V151L236 152H233V150H232V148ZM238 147H241V148H238ZM11 148V149H10ZM53 148V149H52ZM246 148H249V151H248V149L246 150V151H248V152H246V151H244V149H246ZM16 149H17V151H16ZM225 149V150H224ZM226 149H231V152L230 151H228V150H226ZM243 151V153L244 154H246V155H248V156H246V155H244V158H246L247 157V159H248V157H249V154H250V158L247 160V159H244V160H242V161H244L245 162V160H246V162L244 163V162H241V161H239V162H236L235 164L236 165H234L233 163H232V161L231 160H233L237 155H240V154H242V152L240 151ZM251 149V150H250ZM252 149H254V150H252ZM6 150V151H5ZM10 150V151H9ZM22 150L24 151V152H22ZM239 150V151H238ZM258 150V151H257ZM260 150V151H259ZM26 151V152H25ZM38 151V152H37ZM223 151V152H222ZM250 151H254V154H255V156H254V154L252 153V152H250ZM257 151V152H256ZM9 152H11L10 154H9ZM31 152V153H30ZM53 152V153H52ZM237 152H239V153H237ZM250 152V153H249ZM262 152H263V154H262ZM231 153V154H230ZM237 153V154H236ZM7 154V156H5ZM41 154V155H40ZM229 154L231 155V156H229ZM3 157H2V156ZM8 155H9V157H8ZM10 155H11V157H10ZM219 155H220V157H219ZM243 155V154H242ZM257 155H260L261 157L259 158V156H257ZM40 156V157H39ZM63 156V157H62ZM216 156H217V158H216ZM246 156V157H245ZM253 156V157H252ZM257 156V157H256ZM221 157H224V158H221ZM60 158V159H59ZM64 158V159H63ZM220 158V159H219ZM232 158V159H231ZM263 160H262V159ZM11 160V161H9V160ZM52 159V160H51ZM220 160V161H218V160ZM223 159H224V161H223ZM251 159H254V161H255V159H256V161L255 162H257V163H259V165L256 163V167H255V164H253V163H255L253 160H251ZM33 160V161H32ZM259 162H258V161ZM263 162H262V161ZM229 163H228V162ZM251 161H253V163L251 162ZM36 162V163H35ZM96 162V163H95ZM222 162V163H221ZM252 163L253 164V166L254 167H251L252 166V164H251V166H250V164H248L247 165V163ZM10 163V164H9ZM104 164V165H102V164ZM232 163V164H231ZM239 165H238V164ZM242 163V164H241ZM246 164V165H244V164ZM20 164V165H19ZM22 164V165H21ZM99 166H98V165ZM220 164V165H219ZM226 166H225V165ZM228 164V165H227ZM242 165V167H241V165ZM6 165V166H5ZM10 165V166H9ZM91 165V166H90ZM93 165V166H92ZM95 165V166H94ZM109 165V166H108ZM222 165V166H221ZM233 165H234V168H233ZM262 165V166H261ZM8 166V167H7ZM15 166H17V167H15ZM18 166H19V168H18ZM219 166V167H218ZM244 166V167H243ZM247 166H248V169L246 170V168H247ZM250 166V167H249ZM259 166V167H258ZM2 167H3V169H2ZM10 167V168H9ZM55 167V168H54ZM96 167H97V169H96ZM214 167V168H213ZM225 167V168H224ZM226 167H228V168H226ZM238 167H240V168H238ZM7 168L9 169V170H7ZM34 168V169H33ZM100 168V169H99ZM118 168V167H117ZM117 168H112L113 170H115V169H117ZM220 168H222L224 171L222 172H219L218 170L220 169ZM245 170H244V169ZM4 169H5V171H6V173H5V171H4ZM18 169V170H17ZM38 169V170H37ZM87 170V172H86V170ZM111 169V170H112ZM213 169H215V170H213ZM243 169V170H242ZM3 170V171H2ZM106 171H111V170H109V169H105ZM213 170V171H212ZM217 170V171H216ZM233 170V174H232V171ZM235 170H237V171H235ZM240 170V171H239ZM20 171V172H19ZM31 171H33V173L31 172ZM94 171H95V173H94ZM157 172H159V170L157 169L156 170ZM215 171V172H214ZM229 171H230V173H229ZM245 173H244V172ZM8 172V173H7ZM63 172V173H62ZM123 172V171H122ZM217 172V173H216ZM224 172L226 173V176L228 177H224L225 176V174H224ZM246 172H247V174H246ZM249 172V173H248ZM11 174V178L13 179H11L10 178V174ZM26 173V174H25ZM81 173V174H80ZM105 173H107V172H105ZM213 173V174H212ZM215 173H216V175H215ZM219 173V174H218ZM235 173V174H234ZM242 173H243V176H242ZM3 174H5L4 176H3ZM6 174H8V176L6 175ZM17 174L19 175V177L17 176ZM28 174V175H27ZM72 176H71V175ZM75 174V175H74ZM91 174V175H90ZM246 176H245V175ZM46 175V176H45ZM82 175V176H81ZM211 177H210V176ZM6 176V177H5ZM44 176H45V178H44ZM217 176V177H216ZM218 176H220V177H218ZM223 176V177H222ZM249 176H251V177H249ZM5 179H4V178ZM58 177V178H57ZM222 177V179L223 180H221V179H219V178H221ZM242 177V178H241ZM246 178V180H244L245 178ZM249 177V178H248ZM16 178V179H15ZM42 178V179H41ZM81 178V179H80ZM84 178V179H83ZM87 178V179H86ZM92 178V179H91ZM94 178V179H93ZM226 178V179H225ZM20 179V180H19ZM40 179H41V181H40ZM227 179H229V180H227ZM8 180H11L10 181V183H9V181ZM16 182H15V181ZM18 180V181H17ZM244 180V181H243ZM247 180H249V181H247ZM251 180V181H250ZM5 181H7L8 183H6ZM20 181V182H19ZM44 181V182H43ZM97 181V182H96ZM228 183H227V182ZM229 181H230V184H229ZM254 183H253V182ZM257 181V183L255 184V182ZM7 184V186H6V184ZM19 182V183H18ZM84 182V183H83ZM90 182H92V183H90ZM100 182L102 183V184H100ZM251 182H252V186H251ZM259 182H261V183H259ZM12 183H13V185H12ZM17 183V184H16ZM95 183H97V184H95ZM215 182H214V184H216ZM221 183V184H220ZM23 184V185H22ZM25 184V185H24ZM76 184V185H75ZM81 184H82V186H81ZM94 184V185H93ZM241 184H242V186H241ZM259 184H261V186L259 185ZM4 185V186H3ZM35 185V186H34ZM97 185V186H96ZM99 185V186H98ZM220 185V186H219ZM244 185V186H243ZM246 185V186H245ZM263 185V186H262ZM13 188H12V187ZM16 186V187H15ZM93 186H95V187H93ZM251 188H250V187ZM256 186H258V187H260V188H258V187H256ZM11 187V188H10ZM73 189H72V188ZM243 187H245L244 189H242ZM263 187V188H262ZM10 188V189H9ZM71 188V189H70ZM229 188V189H228ZM247 188H248V190H247ZM253 188V189H252ZM261 188H262V191H261ZM4 189V190H3ZM24 189V190H23ZM27 189V190H26ZM9 190V191H8ZM11 190V191H10ZM21 190V191H20ZM72 190V191H71ZM230 191V192H228V191ZM239 190H244V192L242 191V193L243 194H241V192L239 191ZM14 191V192H13ZM23 191V192H22ZM27 191V192H26ZM70 191V192H69ZM251 191V192H250ZM253 191V192H252ZM12 192L14 193V195L12 194ZM15 192L17 193V192H22L23 194H22V196H21V199H22V202H21V199H20V196L18 197V195L17 196H15L16 194H15ZM263 192V194L261 195V193ZM68 193V194H67ZM72 193H74V194H72ZM76 193V194H75ZM245 193V194H244ZM253 193V194H252ZM70 194V195H69ZM255 194V195H254ZM8 195V196H7ZM23 195H25V197L23 196ZM76 195V196H75ZM251 196V197H249V196ZM253 195V196H252ZM257 195H258V197H257ZM12 196V197H11ZM68 196L70 197V199L68 198ZM74 196L76 197V198H74ZM260 196V197H259ZM12 198V200H13V202H12V200H11V198ZM14 197V198H13ZM19 199H18V198ZM23 197V198H22ZM59 197V198H58ZM60 197H62L61 199H60ZM261 197H262V199H261ZM16 198V199H15ZM26 198V199H25ZM244 198H246V199H244ZM252 198V199H251ZM66 199V200H67ZM241 201H240V200ZM243 199V200H242ZM258 199H259V201H258ZM4 200V201H3ZM7 200V201H6ZM15 200V201H14ZM244 200H246V201H244ZM3 201V202H2ZM8 201H10V202H8ZM17 201V202H16ZM245 202V203H243V202ZM263 201V202H262ZM45 202V203H44ZM47 202V203H46ZM50 202V203H49ZM242 202V203H241ZM235 203V204H234ZM5 204V205H4ZM20 205V207H19V205ZM43 204V205H42ZM44 204H46L45 206H44ZM50 206H49V205ZM56 206H55V205ZM238 204V205H237ZM243 206H242V205ZM248 204V205H247ZM6 205H8V206H10V207H8V206H6ZM12 205V206H11ZM13 205H15L16 207H14ZM241 205V206H240ZM246 205H247V207H246ZM6 206V207H5ZM251 206V207H250ZM240 207V208H239ZM243 207V208H242ZM246 207V208H245ZM249 207V208H248ZM15 208H17L20 212H18V210L17 209H15ZM20 208V209H19ZM99 208V209H98ZM97 209V211L99 212V210L100 209H102V210H100V212L98 213L97 211H95L94 212V214H89V213H87L86 211H84V210H82V211H77L76 213H74V215H71V217H70V215L68 214V213H66V212H63V213H61V214H63L62 216H61V214H59V216H60V220H58L57 222H55V223H53L52 225L54 226H52V227H50L51 226V224H46V222H43V220L41 221V222H39L40 224H38V226L39 227H41V228H43L41 225H48L47 227L45 226V230L47 231V232H44V235L43 236H39V234H38V238L37 237H31L32 235H30L31 233L30 232H25L24 234H21L20 236H19V239H20V242H19V239H18V241L16 242V247H18L21 243V245L23 246V247H25L27 250H28V255H29V258H30V260H32L33 262H38L37 264H40L41 262V264H71L72 262V264H86V261L84 260L85 258H84V254L86 253V252H88V251H90L91 249H93L92 247L93 246H91V242H87V243H84V242H81V241H79L80 239H81V235H83L85 232L84 231H86L87 230V228L89 227V225L90 224H92L93 223V221L95 222L96 220H98V219H100L101 217L103 218L104 216H105V213L104 212H102V211H104V206L103 205H100L99 207H98ZM251 208V209H250ZM262 208V209H261ZM1 209H3V210H1ZM5 209H6V212H4L5 211ZM12 210V211H10V210ZM244 211H243V210ZM245 209H247V210H245ZM8 210V211H7ZM14 210H15V212H14ZM240 210H241V212H240ZM263 210V211H262ZM134 211H136V210H134ZM133 211V212H134ZM3 212V213H2ZM9 212V213H8ZM83 212H85V213H83ZM2 213V214H1ZM6 213V214H5ZM17 213V214H16ZM20 215H19V214ZM66 213V214H65ZM101 213V214H100ZM103 213H104V216H102L103 215ZM8 214H10V216L8 215ZM86 214V215H85ZM88 214V215H87ZM8 215V216H7ZM14 215V216H13ZM16 215V216H15ZM18 215V216H17ZM68 217H67V216ZM98 215H100V216H98ZM258 215V216H257ZM260 215V216H259ZM20 216V217H19ZM22 216V217H21ZM92 218H91V217ZM244 216V215H243ZM242 216V217H243ZM257 216V217H256ZM261 216H263V217H261ZM8 217H9V219H8ZM62 217V218H61ZM74 217V218H73ZM87 217H89L88 219H86ZM260 217V218H259ZM13 218V219H12ZM18 218V219H17ZM66 218V219H65ZM101 218V219H102ZM5 219V220H4ZM16 219V221H14ZM70 219V220H69ZM80 219H83V221H84V224L82 225V226H78L77 224L79 223L78 221ZM257 219V220H256ZM1 220H3V221H1ZM11 220V221H10ZM66 220H68V222L66 221ZM72 220V221H71ZM89 220H90V222H89ZM204 220V219H203ZM203 220H201L200 221V223H201V225L202 226H204L207 222H203ZM239 221V222H237V221ZM63 223H62V222ZM256 221V222H255ZM14 222V223H13ZM262 222V223H261ZM10 223H11V225H10ZM233 224L231 225V227H230V231H229V237L232 235V234H230V233H233V232H235V229L237 230V227H239L238 225H239V223H240V220H238V219H234V221L232 222ZM238 223V224H237ZM253 223V224H252ZM255 223V224H254ZM67 224V225H66ZM108 224L109 225H114V221L113 220H111V219H109L108 220ZM234 224H237V225H234ZM256 224H258V225H256ZM185 225V226H184ZM183 225V228H186V224H184ZM256 225V226H255ZM64 226V227H63ZM70 226V227H69ZM77 226H78V228H77ZM235 226V229L234 228H232V227H234ZM252 226H253V228H252ZM49 227V228H48ZM68 227V228H67ZM82 229H81V228ZM157 228V224L156 223H153V222H150L149 223V225H148V229L149 230H151L152 229V231H149V233H151L152 235L153 234H155V232L156 231H153L154 229H156ZM251 228L252 229H254V231H256V234L258 235H255L254 233V235L252 234V232H251ZM258 228H259V230H258ZM35 229V228H34ZM56 230V231H58V232H56V231H54V230ZM65 229V230H64ZM70 229V230H69ZM75 230V232H74V230ZM261 229V230H260ZM1 230V229H0ZM77 230V231H76ZM84 230V231H83ZM141 230V229H140ZM33 231H35V230H33ZM33 231H31V232H33ZM64 231V232H63ZM79 231H81V232H79ZM112 231V232H111ZM138 232H137V235L139 234V230H137ZM259 231H261V232H259ZM49 232V233H48ZM56 232V233H55ZM83 232V233H82ZM28 233V234H27ZM67 233V234H66ZM70 233H71V235H70ZM74 234V236H73V234ZM110 233L112 234H114L115 233V231L112 229V226H111V228H108V230L106 231V234L107 235H110ZM125 233V234H124ZM260 233H261V237H260ZM51 234H53L52 236H51ZM55 234V235H54ZM59 234V235H58ZM62 234V235H61ZM65 234V235H64ZM69 234V235H68ZM105 234V232H102V233H100V235H104ZM252 234V235H251ZM25 235V236H24ZM30 235V236H29ZM50 235V236H49ZM251 235V236H250ZM24 236V237H23ZM27 236V237H26ZM29 236V237H28ZM51 238H49V237ZM58 236H59V238H58ZM70 236V237H69ZM79 236V237H78ZM149 236V235H148ZM247 236L249 237V238H247ZM255 238H254V237ZM32 239H31V238ZM44 237V238H43ZM53 237V238H52ZM56 237V238H55ZM62 237L65 239V241H64V239H63V241H61V239H62ZM141 237H143V236H141ZM228 237V238H229ZM29 238V239H28ZM36 238H37V240H36ZM49 239V240H47V239ZM54 238L56 239V240H54ZM70 238V239H69ZM148 238L150 239V238H153V237H147L146 239L148 240ZM196 238V237H195ZM199 238V237H198ZM198 238H196L197 240H198ZM202 238V239H201ZM201 238H199V243H198V241L197 240H195V241H197V242H195V244L196 243H198V244H196V246L194 245L193 246V248L192 249H194V250H189V252H187V253H185V254H187L189 257H191V258H189L188 259V257H187V255H183V256H181L180 258H179V261H181V263H183V258H184V262H191V260H192V258L194 257V254L195 253H197L199 250H200V247L202 246V244L201 243H203L202 241L204 240V236H201ZM235 238H237V237H235ZM25 239H27V240H25ZM32 240V242L34 243H32L31 242V240ZM68 241H67V240ZM73 239V240H72ZM76 239V240H75ZM22 240H23V242H22ZM35 240V241H34ZM42 241L41 243L39 242V241ZM71 240V241H70ZM146 240V241H147ZM260 240V241H259ZM25 241V242H24ZM27 241V242H26ZM37 241H38V243H37ZM52 241V243L51 244H49L50 242ZM55 241V242H54ZM67 241V242H66ZM145 241V240H144ZM261 242V243H259V242ZM19 242V243H18ZM31 242V243H30ZM47 242V243H46ZM54 242V243H53ZM124 242V243H123ZM201 242V243H200ZM256 244H255V243ZM28 243V244H27ZM36 243V244H35ZM44 243V244H43ZM46 243V244H45ZM63 243V244H62ZM74 243V244H73ZM119 243V244H118ZM144 243V242H143ZM255 245H254V244ZM31 244V245H30ZM57 244V245H56ZM85 244V245H84ZM112 246H111V245ZM135 244V239L133 238V228H129L128 230H126V231H124V232H121L119 235H118V237H117V239L116 240H114L112 243H105V245H103V247L101 248V249H103V250H101L100 249V251L102 252V257H101V259H99L97 262H95L94 264H104V262L106 263V264H116L117 262L119 263V264H134V263H136V264H141L143 261V259L142 258H140V257H136V258H134V259H132L131 261L129 260V259H127V258H120L118 255H119V253H121V252H123L124 250H126L127 248H131V249H133L132 248V246ZM257 244H258V246H257ZM20 245V246H21ZM29 245H30V247H29ZM37 245V246H36ZM41 247H40V246ZM43 245V246H42ZM46 245V246H45ZM49 245V246H48ZM58 245L59 246H61V248L60 247H58ZM71 245V246H70ZM31 246H32V248H31ZM52 246H53V249L55 250V251H58V252H56L55 253V251L53 250V249H51L52 248ZM69 246V247H68ZM73 246H75V248L73 247ZM135 246V245H134ZM261 248H260V247ZM263 246V247H262ZM50 247V248H49ZM56 249H55V248ZM58 247V248H57ZM62 247H63V250H62ZM65 247V248H64ZM68 247V248H67ZM107 247V248H106ZM117 247V248H116ZM195 247V248H194ZM33 248H35L34 250H33ZM38 248V249H37ZM44 248H46L45 249V251H44ZM73 248V249H72ZM77 248V249H76ZM80 250H79V249ZM88 248V249H87ZM106 248V249H105ZM119 248V249H118ZM196 248H198V250L196 249ZM254 248V249H253ZM256 248H258V249H256ZM30 249V250H29ZM41 249V250H40ZM48 249L50 250V251H48ZM57 249H59V250H57ZM67 249H68V251H67ZM71 249H72V251H71ZM251 249V250H250ZM256 249V250H255ZM262 249V250H261ZM35 250H37V251H35ZM112 250V251H111ZM214 250H216V249H214ZM249 250H250V252H249ZM42 251V252H41ZM63 251V252H62ZM70 251V252H69ZM253 251V252H252ZM254 251H255V255H253V253H254ZM257 251V252H256ZM258 251H259V253H258ZM39 252V253H38ZM45 252H47V253H49V255H51V256H49L47 253L45 254ZM52 252V253H51ZM61 252V253H60ZM72 252V253H71ZM80 252V253H79ZM105 252V253H104ZM193 252H195V253H193ZM249 252V253H248ZM60 253V254H59ZM84 253V254H83ZM193 255H192V254ZM256 253H257V255H256ZM263 253V254H262ZM38 254V255H37ZM42 256H41V255ZM54 254H56V255H54ZM62 254V255H61ZM71 254V255H70ZM73 254H74V256H73ZM76 254V255H75ZM110 254V255H109ZM192 256H191V255ZM251 254V255H250ZM261 254V255H260ZM45 255V256H44ZM67 255V256H66ZM260 257H259V256ZM37 256H38V258H37ZM63 256H64V258H63ZM78 256V257H77ZM80 256V257H79ZM115 256V257H114ZM117 256V257H116ZM251 256V257H250ZM256 258H255V257ZM263 256V257H262ZM41 257V258H40ZM50 257V258H49ZM53 257V258H52ZM58 257V258H57ZM61 259H60V258ZM71 257V258H70ZM112 257V259H110ZM113 257H114V259H113ZM183 257V258H182ZM188 259H186V258ZM246 257V258H245ZM257 257L259 258V259H257ZM54 258H56V259H54ZM83 258V259H82ZM106 258V259H105ZM109 258V259H108ZM138 258V259H137ZM253 258H255L258 262H256V260L255 259H253ZM34 259V260H33ZM38 261H37V260ZM40 259V260H39ZM49 259V260H48ZM63 259V260H62ZM66 259V260H65ZM69 259H70V261H69ZM105 259V260H104ZM44 260H45V262H44ZM103 260V261H102ZM112 260V261H111ZM116 260V261H115ZM145 260V259H144ZM252 260V261H251ZM260 260V261H259ZM262 260V261H263ZM82 261V262H81ZM120 261V262H119ZM252 263H251V262ZM69 262V263H68ZM76 262V263H75ZM79 262V263H78ZM108 262V263H107ZM112 262V263H111ZM186 262V263H187ZM249 262V263H248ZM255 262V263H254ZM117 263V264H118ZM239 264H241L240 262H239ZM262 264H264V261H263V263Z\"/></svg>",
	"mask_w": 264,
	"mask_h": 264
},
{
	"label": "bare ground",
	"instance_id": "obj_3",
	"mask_svg": "<svg viewBox=\"0 0 264 264\" xmlns=\"http://www.w3.org/2000/svg\"><path fill=\"white\" fill-rule=\"evenodd\" d=\"M1 1V0H0ZM60 2H61V0H59ZM63 1V0H62ZM144 1H148L149 2V5L148 6H145V5H143V6H141L140 4H135L134 3V1H132V0H127V3H123L122 5H121V7H122V9H123V13H121V17H120V19H119V21L117 20V22H116V27L114 28V26H111L113 29H111L108 25H107V30H112V31H114L115 29H120V28H122V27H127V28H129L130 29V27H128L127 25V23L123 20L124 18H126V17H131L132 18V16H130V15H128V14H131L134 10V7L135 6H137V9H139V6H141L140 8H142L143 9V11L147 14H145L146 15V17L144 18V19H141L140 21L144 24V25H142L141 27H143L144 26V29L146 30V32H150V33H148V35H150V39H149V43L148 44H146V48L147 49H150V50H152V54H153V56H154V58L158 61V60H160L161 62H167V65L170 67V69H166V70H164L162 73H161V75L159 76V78H161V80H162V82L164 83V85L166 86V87H168V88H175L176 86L175 85H177L178 86V88L176 89V91H180V90H186L187 88H189V87H191V85H195V87L196 86H200L201 88L205 85V86H210L209 84L210 83H212V86H211V88H210V91L209 92H207L208 93V95H207V93H204L205 95L203 96V97H201L202 95H201V93H200V95L199 96H194L195 98H192V99H194L195 101H197V102H199L200 104H201V106L203 105V109H201V111L203 110L204 112H206L205 113V115H207L208 117L207 118H204V124H205V127H203V128H206V129H208V131H209V134L211 135V136H215V135H217L219 132V126H222V127H224L226 130L224 131V132H228L229 130H231V128H233V129H235V130H239L238 131V133H240L241 135H247L248 137H249V135L250 134H252V136H253V133H252V131L255 133L254 134V136L253 137H255L257 134L256 133H258V132H255V130L253 129V128H256V127H253L252 126V121H253V119L250 117V115L249 114H251L252 112H253V106H254V104H253V97H252V95H250V97H248V94H247V89L250 87V88H252L253 89V87H252V82H250V81H248V80H246L245 78H244V76H239L237 79H236V81L234 80L231 84H230V81H229V78H225V79H219L218 77H217V73H216V69H217V67H220V66H223V65H225V64H228V63H230V62H232V61H234V59L235 58H240L242 55H243V53H240V52H242L243 51V49L244 48H247V49H249L247 46H249V44H251V45H253L254 43H256V42H258V43H260L261 42V40H262V38H264V25H262L261 26V28L259 29V31L257 30V32H256V29L255 30H253V29H250V28H248L249 30H250V32L248 31V29H246V30H243L242 29V24L244 23V22H247L246 20L247 19H245V18H243V20L242 21H240V23H238L239 21L236 19H234L235 20V22H234V20H233V18L231 17V15H230V22H234L233 24H231L229 27H226V26H219V30L217 31V32H212V31H209V29L207 28V27H202V29L200 30V35H201V37L199 38V40L197 41V43H195V44H193V45H184V39H177L176 40V36H174V28H172V26H173V24H174V20L176 19V20H180L181 18H183V20L184 19H188L189 17V15H187L188 14V10H186L185 8H184V6L186 5L187 7L190 5L191 7V12H197L198 14H200V12H203L205 15H206V17H212V16H214L215 14H217L218 12H222V11H224V10H229L230 12L231 11H233L235 8H234V6H233V4H230V3H228L227 1H224V3L225 2H227V4H223L222 3V0H185V3L184 2H182V5L179 7H177V6H171V5H168L169 3H170V1L169 0H164V1H162V0H142V2H144ZM160 1H162V2H164V4H163V8H164V14H163V17L160 15V13L158 12V11H156V9H157V2H160ZM239 1V0H238ZM246 1H248V0H246ZM261 1V0H260ZM4 2V1H3ZM64 2V1H63ZM173 2V1H172ZM231 2V1H230ZM237 2V1H236ZM235 2V3H236ZM243 2H245L244 0H243ZM243 2H242V4H243ZM251 2V1H250ZM264 2V1H263ZM11 3H12V1H11ZM10 3V4H11ZM134 3V4H133ZM238 3V2H237ZM237 3H236V5H237ZM240 3V2H239ZM238 3V4H239ZM257 3V1L256 0H254V2H252L251 3V5H252V10H253V7H255L256 5H258V4H256ZM8 4V3H7ZM6 4V5H7ZM13 4V3H12ZM185 4V5H184ZM54 5L56 6V5H60V4H58V2H54ZM247 5H249V4H247ZM246 5V6H247ZM12 6V5H11ZM26 6V5H25ZM24 6V7H25ZM34 6V5H33ZM44 6H45V4H44ZM126 6V7H125ZM145 6V7H144ZM238 6V5H237ZM240 6V5H239ZM242 6V5H241ZM261 6V5H260ZM125 7V8H124ZM244 7V6H243ZM263 7V6H262ZM104 8H106V7H104ZM114 8V7H113ZM2 9V8H1ZM14 9V8H13ZM30 9H32V8H30ZM29 9V10H30ZM37 9H38V7H37ZM94 9V8H93ZM114 9H116V8H114ZM244 9V8H243ZM3 10V9H2ZM9 10V9H8ZM12 10V9H11ZM20 10V9H19ZM22 10V9H21ZM24 10V9H23ZM111 10H112V8H111ZM119 10V9H118ZM140 10V9H139ZM247 10V9H246ZM251 10V9H250ZM254 10H255V8H254ZM253 10V11H254ZM10 11V10H9ZM32 11V10H31ZM58 11V10H57ZM108 11H110V10H108ZM5 12V11H4ZM4 12H3V14H4ZM8 12V11H7ZM54 12H56V10H54V11H52V12H49V13H54ZM72 13H73V11H71ZM71 12H69L70 14H71ZM76 12V11H75ZM136 12V11H135ZM139 12V11H138ZM142 12V11H141ZM230 12H229V14H230ZM236 12V11H235ZM234 12V13H235ZM239 12V11H238ZM241 13H244L243 11H240ZM252 12V11H251ZM1 13V12H0ZM15 13H17V12H15ZM66 13V12H65ZM67 13H68V11H67ZM66 13V14H67ZM69 13L67 14L68 16H70L69 15ZM119 13V12H118ZM140 13V12H139ZM154 13L156 14V13H158L159 15H160V17H158L159 19H161L159 22H157L156 20H151V19H149V16L150 15H154ZM241 13H238V14H241ZM247 13V12H246ZM249 13V12H248ZM253 13V12H252ZM255 13V12H254ZM257 13V12H256ZM264 13V12H263ZM6 14V13H5ZM11 14V13H10ZM14 14V13H13ZM76 14H77V12H76ZM102 14V13H101ZM134 14H136V13H134ZM133 14V15H134ZM158 14H156V15H158ZM225 14V13H224ZM224 14H223V17H224ZM262 14V13H261ZM260 14V15H261ZM21 15V14H20ZM27 15V14H26ZM80 15V14H79ZM79 15L77 16L78 18H80L79 17ZM141 15V14H140ZM144 15V16H145ZM241 15H243V14H241ZM244 15H245V13H244ZM247 15V14H246ZM17 16H18V14H17ZM17 16H16V18H17ZM22 16V15H21ZM25 16V15H24ZM28 16H30V15H28ZM42 16V15H41ZM72 16H75V15H72ZM92 16V15H91ZM155 16V15H154ZM236 16H237V13H236ZM5 17H6V15H5ZM12 17H14V15L12 16ZM33 17V16H32ZM37 17V16H36ZM83 17V16H82ZM115 17V16H114ZM137 17V16H136ZM139 17V16H138ZM205 17V18H206ZM254 17V16H253ZM9 18V17H8ZM8 18H7V20H8ZM30 18V17H29ZM42 18V17H41ZM44 19H47V17L45 18V17H43ZM50 18V17H49ZM54 17H51L50 19H53ZM60 18H62V17H60ZM63 18H64V16H63ZM67 18V17H66ZM69 18H71V17H69ZM68 18V19H69ZM74 18V17H73ZM96 18H97V16H96ZM133 18H135V17H133ZM140 18H143V17H140ZM151 18V17H150ZM152 18H155V17H152ZM241 18V17H240ZM249 18H250V16H249ZM23 19V18H22ZM25 19H26V17H25ZM31 19V18H30ZM30 19L28 20V22L30 21ZM35 19V18H34ZM49 19V20H50ZM67 19V20H68ZM86 19H88V18H86ZM104 19V18H103ZM116 19H117V16H116ZM137 19V18H136ZM155 19H157V18H155ZM158 19V20H159ZM238 19H239V17H238ZM242 19V18H241ZM11 20H12V18H11ZM20 20H21V18H20ZM20 20H18L19 21V23H20V25L22 24V23H24V21H22V22H20ZM24 20V19H23ZM33 20V19H32ZM38 20V19H37ZM42 20V19H41ZM53 20H56V19H53ZM61 20H63V19H61ZM66 20V21H67ZM75 20V19H74ZM79 20V19H78ZM91 20V19H90ZM130 20V19H129ZM128 20V21H129ZM132 20V19H131ZM134 20V19H133ZM225 20H226V18H225ZM250 20L251 21H253V20H256L255 18H250ZM3 21V20H2ZM13 22L14 21H16V20H12ZM58 21H60V20H58ZM70 21V20H69ZM93 21V20H92ZM104 21H107V20H103L102 22H104ZM135 21H137V20H135ZM135 21H133V23L135 22ZM1 22V21H0ZM5 22H7V21H5ZM4 22V23H5ZM27 22V23H28ZM31 22H33V21H31ZM41 22V21H40ZM39 22V23H40ZM43 22V21H42ZM45 22H46V20H45ZM55 22V21H54ZM73 22V21H72ZM77 22V21H76ZM87 23H88V21H86ZM132 22V21H131ZM141 22H138V23H141ZM3 23V22H2ZM3 23V24H4ZM10 23H11V21H10ZM10 23H8V24H10ZM17 23V22H16ZM18 23V24H19ZM36 23V22H35ZM60 24L61 25V23H64V22H62L61 21V23L60 22H57L56 24ZM137 23V22H136ZM158 23V24H157ZM6 24V23H5ZM4 24V25H5ZM8 24H6V25H8ZM26 24V23H25ZM29 24V23H28ZM49 24H51V23H49ZM90 24H92V22L90 23ZM93 24H95V23H93ZM11 25V24H10ZM13 25H16V24H13ZM35 25V24H34ZM33 25V26H34ZM45 25V24H44ZM48 25V24H47ZM46 25V26H47ZM53 25V24H52ZM52 25L50 26L51 28H52ZM66 25V24H65ZM76 25V24H75ZM83 25H85V23L83 24ZM134 25V24H133ZM157 25V26H156ZM248 25H249V21H248ZM3 26V25H2ZM22 26H24L23 24H22ZM37 26V25H36ZM39 26V25H38ZM37 26V27H38ZM41 26V25H40ZM42 26H43V24H42ZM64 26V25H63ZM67 26H69V25H67ZM71 26H72V24H71ZM90 26V25H89ZM89 26H86V27H89ZM130 26H132V24L130 25ZM136 25H134V27H135ZM140 26V25H139ZM5 27V26H4ZM8 27H10V26H8ZM8 27H5V28H8ZM20 27V26H19ZM29 27V26H28ZM31 27V30H32V26H30ZM29 27V28H30ZM35 27V26H34ZM58 27V26H57ZM56 27V28H57ZM76 27H78V26H76ZM95 27V26H94ZM101 27H103L102 26V24H100V26H99V28H98V30L97 31H99L100 29H101ZM138 27V26H137ZM246 27V26H245ZM11 28V27H10ZM26 28V27H25ZM53 28H54V26H53ZM70 28V27H69ZM68 28V29H69ZM72 28V27H71ZM83 28V27H82ZM89 28H91V27H89ZM132 28V27H131ZM140 28V27H139ZM252 28V27H251ZM21 29V28H20ZM61 29H62V27H61ZM80 29V28H79ZM86 28H84V30H85ZM134 29V28H133ZM132 29V30H133ZM136 29V28H135ZM7 30V29H6ZM27 30V29H26ZM25 30V31H26ZM51 30V29H50ZM131 30V29H130ZM138 30H141V28L140 29H138ZM17 31V30H16ZM21 31H23V30H21ZM52 31V30H51ZM54 31V30H53ZM128 31V30H127ZM135 31V30H134ZM142 31H143V29H142ZM7 32H9V30L7 31ZM6 32V33H7ZM28 32V31H27ZM31 32V31H30ZM56 32V30L54 31V33ZM58 32V31H57ZM129 32V31H128ZM139 32V31H138ZM24 33H26V32H24ZM35 33V32H34ZM49 33V32H48ZM47 33V34H48ZM53 33V34H54ZM249 33V35L247 36V39H246V35ZM8 34H10V33H8ZM7 34V35H8ZM12 35H14L13 33H11ZM19 34V33H18ZM23 34V33H22ZM38 34V33H37ZM46 34V35H47ZM50 34V33H49ZM76 34V33H75ZM135 34V33H134ZM139 34V33H138ZM32 35H33V32H32ZM45 35V36H46ZM50 35H52V34H50ZM64 35V34H63ZM67 35V34H66ZM80 35V34H79ZM136 35V34H135ZM142 35V34H141ZM147 35V36H148ZM191 35L193 36V34L191 33ZM258 35V36H257ZM10 36V35H9ZM38 36H40V35H37L36 37H38ZM91 36V35H90ZM97 36H100V31L98 32V34H97ZM109 36V35H108ZM132 36V37H131ZM143 36V35H142ZM141 36V37H142ZM243 36V38H241V37ZM15 37V36H14ZM17 37H18V35H17ZM17 37H16V39H17ZM48 37H50V36H48ZM64 37V36H63ZM70 37V36H69ZM112 36H110V37H108V38H111ZM145 37H146V35H145ZM144 37V39H146ZM259 37V38H258ZM7 38H8V36H7ZM33 38H34V36H33ZM72 38V37H71ZM133 34L132 35H126V36H124L122 39H124V40H122V42H117L116 44L119 46L118 48H121L122 47V45H132V46H134L135 45V42L136 41H134L133 40ZM138 38H139V36H138ZM241 38V39H240ZM43 39V38H42ZM45 39V38H44ZM49 39V38H48ZM52 39V38H51ZM73 39V38H72ZM142 39H143V37H142ZM159 39H161V43L160 44H158L159 43ZM257 39H258V41H257ZM7 40V39H6ZM9 40H11L12 41V39H10L9 38ZM36 40H37V38H36ZM53 40V39H52ZM58 40V39H57ZM67 40V39H66ZM70 40V39H69ZM76 40H79V38L78 39H76ZM255 40H256V42H255ZM48 41V40H47ZM54 41V40H53ZM143 41V40H142ZM145 41V40H144ZM147 41V40H146ZM187 41L189 42V43H192L193 42V40H188L187 39ZM211 41H213L214 43H211ZM229 41V43H227ZM239 41H241V43H243V45L242 44H238L239 43ZM9 42V41H8ZM66 42V41H65ZM64 42V43H65ZM80 42V41H79ZM7 43V42H6ZM141 43V42H140ZM49 44V43H48ZM59 44V43H58ZM68 44V43H67ZM69 44H70V42H69ZM74 44V43H73ZM80 44V43H79ZM82 44H85V43H82ZM40 45V44H39ZM57 45V44H56ZM64 45V44H63ZM66 45V44H65ZM77 45V44H76ZM103 45V44H102ZM145 45V44H144ZM256 45V44H255ZM46 46H47V44H46ZM48 46H50V45H48ZM62 46V45H61ZM80 46H81V44H80ZM84 46V45H83ZM82 46V47H83ZM96 46V45H95ZM94 46V47H95ZM214 47L215 49L213 50V51H211V52H208L207 53V50L210 48V47ZM241 47L240 48V52L238 51V47ZM18 47H21V45L20 44H17L16 46H14L13 47V50H16V49H18ZM40 47V46H39ZM45 47V45L43 46V48ZM54 47V46H53ZM68 47V46H67ZM74 47H75V45H74ZM77 47V46H76ZM101 47V46H100ZM144 47V48H145ZM253 48H254V46H252ZM252 47H250V49L252 48ZM14 48H16V49H14ZM50 48V47H49ZM87 48V47H86ZM113 48H114V46H110V47H108V46H103V47H101V48H99V49H97L96 51H93V50H89L90 48L88 47V50L89 51H84V52H81V53H79V55H82L81 56V58H82V60L84 61V59L87 61V63H89V64H91L90 66H102V67H100V73H101V75H102V72L103 73H105V77H107L106 79H108V83H112V82H114L115 83V85L117 86V87H122V86H124V85H127L130 81H134L136 78H139V77H143L142 76V74H143V69H145V65L143 64V60H141V61H139L138 63H136V65L135 66H128V67H122L123 65H121V63L120 64H118L116 67H103V63H102V60H103V62L105 61V62H107V63H110V62H113V63H115L116 61H117V63H118V59H117V56H119L120 55V53H124V52H126V49L125 50H120L119 52H116V53H114L113 55H112V57L110 56V57H107V58H105V57H102V56H104L105 55V53H107V51H112L113 50ZM257 48V47H256ZM32 49V48H31ZM51 49V48H50ZM63 49H64V47H63ZM12 50V53L14 54L12 57H11V59L10 60H12V59H14V58H20V56L23 54V55H26L27 53H28V50H27V52H25L24 53V51H22V50H19V53H17V54H15V52H17V51H13ZM46 50V49H45ZM49 50V49H48ZM54 50V49H53ZM53 50H52V52H53ZM57 50H58V48H57ZM59 50H61L60 48H59ZM68 50V49H67ZM40 51H41V49H40ZM43 51V50H42ZM55 51V50H54ZM63 51V50H62ZM179 51H183V52H186L187 53V55L185 56V57H183V55L181 54V53H179L178 54V52ZM247 51V50H246ZM252 51H253V49H252ZM59 52V51H58ZM68 52V51H67ZM70 52V51H69ZM73 52V51H72ZM248 52V51H247ZM256 52H257V50H256ZM259 52V51H258ZM41 53H44V52H41ZM48 54H49V52H47ZM63 53V52H62ZM139 53V52H138ZM138 53H136V54H138ZM240 53V54H239ZM46 54V53H45ZM52 54V53H51ZM60 54V53H59ZM58 54V55H59ZM124 54H126V53H124ZM255 54V53H254ZM53 55H54V53H53ZM74 55V54H73ZM135 55V54H134ZM250 55H251V53H250ZM259 55V54H258ZM51 56V55H50ZM61 56V55H60ZM75 56L77 57V55L75 54ZM74 57V56H73ZM91 57H96V58H93V60L95 61V60H99L100 61V63H92V62H90V60H91ZM135 57V56H134ZM140 57V56H139ZM252 57V56H251ZM256 57V56H255ZM259 57V56H258ZM8 58H10V57H8ZM43 58L45 59V57H44V55H43ZM52 58V57H51ZM66 58V57H65ZM84 58V59H83ZM130 58V57H129ZM178 58H180V59H182V60H180V61H177L178 60ZM243 58V57H242ZM250 58V57H249ZM248 58V59H249ZM253 59H255L254 57H252ZM251 58V60H253ZM257 58V57H256ZM260 58V57H259ZM48 59V58H47ZM57 59V58H56ZM70 59V58H69ZM76 59V58H75ZM88 59V60H87ZM132 59V58H131ZM139 59H141V58H139ZM262 60H263V58H261ZM260 59V60H261ZM8 60V59H7ZM50 60V59H49ZM55 60V59H54ZM74 60V59H73ZM70 61L69 63H67L65 66L68 68L69 66H70V68H68V74H71L72 72H73V70H71L72 68H71V66L73 65V64H75V63H77L78 62V59H76L75 61ZM135 60V59H134ZM256 60V59H255ZM254 60V61H255ZM259 60V61H260ZM51 61V60H50ZM53 61V60H52ZM128 61V60H127ZM126 61V62H127ZM131 61H133V60H131ZM147 61V60H146ZM245 61V60H244ZM257 61H258V58H257ZM264 61V60H263ZM263 61H261V62H263ZM45 62V61H44ZM43 62V63H44ZM65 62V61H64ZM122 62V61H121ZM125 62V63H126ZM129 62V61H128ZM80 63H83V62H80ZM149 63V62H148ZM211 63V65L209 66V64ZM248 63V62H247ZM249 63H250V61H249ZM53 64V63H52ZM122 64H124V63H122ZM135 64V63H134ZM201 65L202 66V68H199L198 67V65ZM254 64V63H253ZM260 64V62H256L253 66L254 67H258V65ZM264 64V63H263ZM44 66V65H43ZM150 66V65H149ZM227 66V65H226ZM249 66V65H248ZM264 66V65H263ZM55 67V66H54ZM153 67V66H152ZM230 67V66H229ZM228 67V68H229ZM232 67V66H231ZM237 67V66H236ZM243 67V66H242ZM147 68V67H146ZM150 68H151V66H150ZM223 68V67H222ZM239 67H237V69H238ZM241 68V67H240ZM239 68V69H240ZM245 68V67H244ZM261 68V67H260ZM34 69H35V71H38L39 70V68H38V65H35V67H34ZM79 69H83L84 71H87V68L86 67H81V68H79ZM103 69V71H101ZM127 69H129V70H127ZM134 69H136V70H134ZM230 69H232V68H230ZM220 70V69H219ZM228 70V69H227ZM232 70H234V69H232ZM247 70V69H246ZM97 70H92V69H90V72H96ZM135 71V72H134ZM149 71V70H148ZM156 71H157V68H156ZM240 71V70H239ZM241 71H242V69H241ZM48 72V71H47ZM53 72V71H52ZM175 72H179V73H175ZM20 73V74H19ZM19 73H12L11 75H12V77H18V76H24V75H26V74H30V73H32V72H27V71H20ZM50 73V72H49ZM49 73H48V76H49ZM55 73V72H54ZM145 73V72H144ZM155 73V72H154ZM233 73H234V71H233ZM235 73H237V72H235ZM42 74V73H41ZM47 74V73H46ZM78 74H81V73H78ZM219 74V73H218ZM231 74H232V71H231ZM241 73H239V75H240ZM6 74H4L3 75V77L5 76ZM83 75V74H82ZM151 75V74H150ZM167 75H172L173 77H175L174 79H170V82H167V81H165L164 80V77H166ZM209 75V76H208ZM8 76H10V73L8 74ZM42 76H43V74H42ZM51 76V75H50ZM76 76H79V75H76ZM100 76V75H99ZM149 76V75H148ZM208 76V77H207ZM231 76V75H230ZM229 76V77H230ZM46 77V76H45ZM85 77V76H84ZM48 78V77H47ZM49 78H51V77H49ZM48 78V79H49ZM53 78V77H52ZM79 78V77H78ZM82 78V77H81ZM80 78V79H81ZM98 77H94V78H90V79H88L87 81L88 82H86V85H91V82H94L96 79H97ZM140 78V79H141ZM148 78V77H147ZM40 79H41V76H40ZM60 79V78H59ZM73 79H74V77H73ZM154 79V78H153ZM180 79H182V80H186V81H188L187 83L188 84H186V85H182V81L180 82ZM63 80V79H62ZM82 80V79H81ZM91 82H90V81ZM142 80V79H141ZM143 80H145V78L143 79ZM142 80V81H143ZM45 81H46V79H45ZM57 81V80H56ZM140 81V80H139ZM176 81V82H175ZM32 82V81H31ZM78 82V81H77ZM171 82H173V83H171ZM199 82H201L200 84H198ZM29 83V82H28ZM38 83V82H37ZM45 83V82H44ZM63 83V82H62ZM66 83H68V84H70V83H72V84H74L71 80L69 81H67ZM138 83V82H137ZM150 83V82H149ZM24 84V83H23ZM40 84H41V82H40ZM50 84V83H49ZM143 84V83H142ZM154 84V83H153ZM27 85V84H26ZM54 84H51V85H49V86H47V88H49V87H51V86H53ZM108 85V84H107ZM107 85L106 84H103V85H97V84H94V85H91L92 86V88H94V89H104V88H106L107 87ZM149 85V84H148ZM180 85H182V86H180ZM23 86V85H22ZM21 86V87H22ZM30 86V85H29ZM29 86H28V89H29ZM34 85L32 84V87H33ZM137 85H135V87H136ZM143 86V85H142ZM261 86H262V84H261ZM16 87H18V86H16ZM16 87H14V88H16ZM43 87H44V85H43ZM194 87V88H195ZM264 87V86H263ZM24 88H25V86H24ZM40 88H42L41 86H40ZM154 88V87H153ZM186 88V89H185ZM207 88V87H206ZM262 88V87H261ZM17 89H19V88H17ZM23 89V88H22ZM36 89V88H35ZM149 89V88H148ZM198 89H200V88H198ZM208 89V88H207ZM211 89L213 90V89H215V91H218V93H219V95H221V100H222V96L223 95H227V96H229L230 98H229V101L231 100V99H233V98H238V99H242V101L241 102H239V103H236L237 104V106L235 107V108H233L232 110H229L228 108L226 109V105H220V102H221V100L220 99H217V97H215L214 95H212V93H211ZM20 91H22L21 89H19ZM24 90H27V88L26 89H24ZM30 90V89H29ZM146 90V89H145ZM145 90H144V92H145ZM190 90H191V88H190ZM195 90V89H194ZM193 90V91H194ZM206 90V89H205ZM209 90V89H208ZM12 91V90H11ZM10 91V92H11ZM14 91V90H13ZM13 91H12V93H13ZM150 91V90H149ZM192 91V90H191ZM191 91H190V93H191ZM197 91V90H196ZM199 91V90H198ZM207 91V90H206ZM205 91V92H206ZM16 92H19V91H16ZM98 93H94V94H92V95H89L88 96V98L86 99V102H84L86 105H88L89 103H93V102H95L97 99H99V98H101V97H103L104 95H105V93H106V90L104 91V92H101V90H99V91H97ZM139 92V91H138ZM195 92V91H194ZM245 92V93H244ZM11 93V94H12ZM137 93V92H136ZM187 93V92H186ZM20 94V93H19ZM179 94V93H178ZM189 94V93H188ZM13 95H15V92H14V94ZM26 95V94H25ZM131 95V94H130ZM145 94L143 93V96L141 97V98H139L138 100H134V102L133 103H135V104H138V103H140V101L142 100V105H133V106H136V107H138V108H146V113L148 114V113H150V111L148 110L149 109V107L151 106L152 107V98L150 97H146V96H144ZM147 95V94H146ZM149 95V94H148ZM195 95V94H194ZM198 95V94H197ZM218 95V94H217ZM22 96V95H21ZM24 96V95H23ZM22 96V97H23ZM191 96V95H190ZM17 99H19V98H21V97H19L18 96V94H17ZM19 97V98H18ZM166 97H168V95L166 96ZM166 97H165V101H166ZM170 97V96H169ZM220 97V96H219ZM156 98V97H155ZM177 98H179V97H177ZM190 98V97H189ZM189 98H187V99H189ZM225 98V97H224ZM15 100H16V98H14ZM136 99H137V96H136ZM162 98H160V99H158L159 101L161 100ZM20 100V99H19ZM26 100V99H25ZM24 100V101H25ZM129 100V99H128ZM183 100V99H182ZM243 100L245 101V102H243ZM18 101V100H17ZM21 101V100H20ZM109 101V100H108ZM179 101V100H178ZM228 101V102H229ZM22 103H24L23 101H21ZM29 102V101H28ZM168 102H169V100H168ZM155 103V102H154ZM106 104V103H105ZM122 104H123V101H122ZM161 104H163V103H161ZM166 104V103H165ZM164 104V105H165ZM182 104V103H181ZM20 105H22V104H20ZM56 104H52V108H56V107H59V106H55ZM129 105V104H128ZM159 105V104H158ZM98 106H100V105H98ZM132 106V105H131ZM166 106V105H165ZM200 106V107H201ZM245 106V109H243L242 110V107H244ZM164 107V106H163ZM200 107L199 108H197V109H200ZM100 108V107H99ZM104 108V107H103ZM162 108V107H161ZM173 108V107H172ZM175 108V107H174ZM96 109V108H95ZM152 109H153V107H152ZM179 109V108H178ZM177 109V110H178ZM223 109H225L223 112H222V110ZM37 110V109H36ZM45 110H47V112H48V109H45ZM113 110V109H112ZM112 110H111V112H112ZM170 110V109H169ZM175 110V109H174ZM174 110H172V111H174ZM176 110V111H177ZM38 111V110H37ZM67 111V110H66ZM176 111H174L175 113H176ZM11 111H9V114H13V112L12 113H10ZM69 112V111H68ZM71 112V111H70ZM99 112V111H98ZM105 112V111H104ZM108 112L109 111H107L106 112V114L103 116V117H97L96 118V123H95V125H91L90 124V126H87V128H86V124H85V127L84 128H86V129H88L89 131H94V130H96V129H103V131L101 132H99L98 134H97V136H95V138L96 139H98V137L100 138L99 139V141H98V144L99 145H101V151H109L108 153H111V154H115V155H117V154H119V155H125V154H128V155H131V156H133V157H136V156H140V157H142L140 160H139V163H142L143 161H144V164H146V163H149L150 161H148L149 160V158L150 159H153V161H155V162H151V165L153 166V168L151 169L152 170V172L154 173V172H156L157 173V169L159 170V172L162 170L164 173L162 174V175H164V177H166V178H169L168 177V174L170 173V171H173V170H176V171H178V175L182 178V183H181V188H180V190L179 191H187L186 193H188L187 195H189V193L191 192V188L190 187H188L187 186V184L186 183H184V182H186V181H188V180H190V182H192V181H194L193 182V184H192V186H193V196L192 197H190V198H188L187 196V199H186V205L187 206H189V207H193L194 209H196L197 208V212L196 211H193V212H191V210L190 209H188L186 206H184V203L183 202H181V205L182 206H178L177 208L176 207H174L175 206V203H176V201H178L179 200V198H178V194H177V192H176V190L172 187V188H170L169 186H167V185H165V184H163V183H160L159 184V186H157V188H154V189H152V190H149L148 189V187H150V186H153V184H155L156 182H153L152 183V185H149V183L148 184H146V186L143 188V190H145V189H147L146 190V196L147 197H150L151 196V192H155V194L159 197V188H160V192H162L163 193V195H162V193H161V195H162V201H161V203H160V206L159 207H157L158 209H162V205H164V203H163V200H164V198L165 197H169L170 199H171V203H170V205L169 206H167L166 207V210L164 211V212H161V210H160V213H159V226H157V228L156 229H154L153 231H156V232H159V233H162L161 235H163V237L164 238H162L161 240H167L168 242H169V239L170 238H165V236L169 233V231H168V229L169 228H167L168 226H171L172 225V223H171V218H173V213H174V211L177 209L178 210V212H179V214H182V213H185V214H191V219H192V221H188V220H186V222L189 224V226L192 228V230L190 229V227H189V230H190V234H189V237H187L186 236V231L188 230L187 228H180L179 227V225L181 224V219H179V220H177L176 222H175V228L178 230V232L180 231V232H182V236H186V238H188V243L189 244H192V239L194 238V237H196L198 234H199V227H197V225H196V221H199V220H201V219H204V217H206L207 215L209 216L208 218H207V220H208V222L206 221V220H203V222L205 221V222H207V229H205V232H206V235L204 236V240L202 241L203 243H201L202 244V246L200 247V250L197 252V253H195V252H193V253H195L194 254V257L192 258L193 260L192 261H194V259H196V258H198V257H201L203 254H205V253H203L204 251H206V249L205 248H209V249H217V244H218V241H220L221 242V244L224 246V247H226L225 248V250H224V252H223V255H225L224 256V259L226 260V258H227V255H228V253H232L230 250H232V251H234V250H237L238 249V242L237 241H239V244H242L243 243V241H244V235H242V237L241 236H239L238 235V233L236 232V233H234V234H232L230 237L228 236V234H229V231L227 230L226 232H225V235H226V237H223V234H222V230H223V228L225 227V225H227L226 224V222H224V220H226L228 223H229V220H230V216L229 215H232V212L234 211V210H236V208H235V206L233 207V205H232V200L234 199V197L236 196L235 194L236 193H238V189H239V186L237 187V184H238V181H239V178H240V174H235L234 175V177L233 178H229V179H232V180H234V185H233V187H232V193L231 194H224L225 193V191H224V193L221 191V189H219V187H216L217 185H218V183H216V182H218V181H220V180H218L217 178H213L212 180H210L209 182H208V180L203 184V182H202V179H201V177H204V175H205V171H203V168H201V167H197V165L194 163V161H192L191 162V160H188V152H190L191 153V151H197V154H196V157H195V159H197V161L199 162V165H201V164H203V163H205V162H207V161H210V160H214L215 159V157H214V155H212V153L211 152H217L218 150H214L215 149V146H216V144H209V143H206V142H204V141H202V140H198V139H195V129H191V130H189L190 129V127H189V125L188 124H186V125H183V127L186 129L185 130V132H182V131H180V129H179V127L178 128H176L174 125H169L170 127L167 129V131H166V133L163 135L162 133H161V129L162 128H160L159 127V129H157L154 133H152V134H150V135H148V134H146V135H144V136H142L141 138H137L136 137V139H135V141H133L134 140V138H132L131 137V135H132V130L133 129H135V128H137L138 127V125H133L132 127H129V131H130V133L129 132H126V134L124 135V136H122L119 140H117L118 141V146L117 147H115V146H113V144H112V141L111 142H109V134H110V130H112L111 128L112 127H114V126H110V125H112V124H116L115 122V120H113V121H110V122H104L103 123V119L105 118V116H107V114H108ZM133 112V111H132ZM170 113H172L171 111H169ZM180 112V111H179ZM238 112H240L239 113V115H242L241 117H239V115L237 116V114H238ZM101 113V112H100ZM131 113V112H130ZM143 113V112H142ZM182 113H184L183 111L180 113V114H182ZM17 114H19V115H21L20 113H17ZM17 114L15 115V116H17ZM52 114V113H51ZM70 114H72V113H70ZM127 114V113H126ZM180 114H178V115H173L172 116V118L173 117H178ZM0 115H1V113H0ZM8 115V114H7ZM14 115V114H13ZM50 115V114H49ZM67 115H68V113H67ZM158 115V114H157ZM160 115V114H159ZM167 115V114H166ZM230 115H235V118L232 120V122L234 123H232V124H230V125H227L226 124V121H228V118L230 117ZM23 116H24V114H23ZM71 116V115H70ZM132 116V115H131ZM237 116V117H236ZM7 117H9V116H7ZM68 117V116H67ZM92 117V116H91ZM123 117V116H122ZM139 117V116H138ZM142 117H143V115H142ZM164 117V116H163ZM258 117H259V114H258ZM16 118H18V117H16ZM16 118H14V122H15V119ZM62 118V117H61ZM66 118V117H65ZM89 118V117H88ZM121 118V117H120ZM120 118H119V120H120ZM127 118V117H126ZM129 118V117H128ZM145 118V117H144ZM151 118V117H150ZM150 118H149V120H150ZM159 118V117H158ZM1 119V118H0ZM11 119V118H10ZM105 119H109V118H105ZM132 119V118H131ZM169 119V118H168ZM167 119V120H168ZM9 120V119H8ZM7 120V121H8ZM16 120H18V119H16ZM24 120V119H23ZM28 120V119H27ZM65 120V119H64ZM64 120H62V123H63V121ZM137 120V119H136ZM142 120V119H141ZM146 120H148V119H146ZM158 121H159V119H157ZM162 120V119H161ZM197 120H200V119H197ZM75 121V120H74ZM128 121V120H127ZM165 121V120H164ZM238 121L240 122V123H242L243 125H241V124H238ZM9 122V121H8ZM26 122V121H25ZM24 122V123H25ZM80 122V121H79ZM85 122H88V121H85ZM130 122V121H129ZM149 122V121H148ZM159 122H161V121H159ZM169 122V121H168ZM228 122H230V121H228ZM7 123V122H6ZM17 123V122H16ZM77 123V122H76ZM83 123H84V121H83ZM90 123V122H89ZM121 123V122H120ZM165 123V122H164ZM8 124V123H7ZM12 124H14V123H12ZM26 124V123H25ZM94 124V123H93ZM155 124V123H154ZM158 124H160V123H158ZM166 125L168 124V123H165ZM181 124V123H180ZM180 124H176V125H180ZM244 124H245V126H244ZM11 125V124H10ZM29 125V124H28ZM65 125V124H64ZM77 125V124H76ZM75 125V126H76ZM131 125V124H130ZM129 125V126H130ZM161 125V124H160ZM261 125V124H260ZM9 126V125H8ZM12 126V125H11ZM16 126V125H15ZM73 126V125H72ZM126 126H128V124L126 125ZM151 126V125H150ZM264 126V125H263ZM4 127V126H3ZM7 127V126H6ZM66 127H67V125H66ZM81 127V126H80ZM111 127V128H110ZM125 127V126H124ZM140 127V126H139ZM143 127V126H142ZM147 127V126H146ZM182 127V128H183ZM231 127V128H230ZM259 127H261V126H259ZM258 127V128H259ZM10 128H12V127H10ZM18 128H20V127H18ZM30 128V127H29ZM57 128V127H56ZM107 128H110V129H108V130H106ZM127 127H125V129H126ZM147 128H149V126L147 127ZM151 128V127H150ZM175 128L176 129H179L178 131L177 130H175ZM181 128V129H182ZM258 128H256V130L258 129ZM3 129V128H2ZM1 129V130H2ZM53 129V128H52ZM120 129V128H119ZM197 129H198V127H197ZM30 130V129H29ZM54 130V129H53ZM62 130V129H61ZM64 130V129H63ZM81 130V129H80ZM79 130V131H80ZM104 130H105V132H104ZM4 131H6V130H4ZM9 131V133H10V130H8ZM68 131V130H67ZM112 131H114V130H112ZM122 131H123V128H122ZM140 131V130H139ZM165 131V130H164ZM262 132H264V129H262L261 130ZM16 132V131H15ZM18 132V131H17ZM61 132V131H60ZM66 132V131H65ZM115 132V131H114ZM5 133V132H4ZM13 133V132H12ZM19 133V132H18ZM139 133V132H138ZM148 133V132H147ZM149 133H150V131H149ZM178 133H180L182 136H180L179 137V135L180 134H178ZM56 134V133H55ZM65 134V133H64ZM70 134H72V133H70ZM116 134V133H115ZM122 134H123V132H122ZM141 134V133H140ZM143 134V133H142ZM163 135L160 139H158L155 143L154 142H151V140L152 139H156V137H158L159 135ZM0 138H3L2 137V135L3 134H1L0 133ZM10 135V134H9ZM36 135V134H35ZM43 135V134H42ZM60 135V134H59ZM136 135V134H135ZM262 136H263V134H261ZM8 136V135H7ZM11 136V135H10ZM18 136H19V134H18ZM26 136V135H25ZM37 136V135H36ZM65 136V135H64ZM118 136H119V134H118ZM260 136V135H259ZM33 137V136H32ZM37 137H41V136H37ZM36 137V138H37ZM50 137V136H49ZM114 137H116V136H114ZM140 137V136H139ZM223 137V136H222ZM222 137H221V139H222ZM251 137V136H250ZM253 137H252V139H253ZM257 137V136H256ZM10 138V137H9ZM8 138V139H9ZM16 138V137H15ZM26 138V137H25ZM46 138V137H45ZM63 138V137H62ZM94 138V139H95ZM111 138V137H110ZM131 138H132V140H131ZM192 138H194V139H192ZM246 139H247V137H245ZM259 138V137H258ZM27 139V138H26ZM113 139V138H112ZM251 138H250V140H252ZM257 138H255V140H256ZM262 139H263V137H262ZM10 140V139H9ZM37 140V139H36ZM76 140V139H75ZM225 140V139H224ZM228 140H229V138H228ZM227 140V141H228ZM240 140V139H239ZM245 140V139H244ZM250 140H246V141H250ZM258 140H259V142H258ZM255 143H258V144H260V142L262 141L261 140V138L260 139H258ZM261 140V141H260ZM3 141V140H2ZM15 141H16V139H15ZM73 141V140H72ZM103 141H104V143H103ZM105 141H106V145H108V146H105V147H103L104 145H105ZM108 141V142H107ZM126 142V145H124V147L123 148H119V145H120V143H123V142ZM223 141V140H222ZM227 141H225V143L227 142ZM238 141V140H237ZM236 141V142H237ZM254 141V140H253ZM0 142H1V140H0ZM8 142V141H7ZM56 142V141H55ZM64 142V141H63ZM66 142V141H65ZM221 142V141H220ZM236 142L234 143V144H236ZM242 142V141H241ZM244 142V141H243ZM2 143V142H1ZM30 143V142H29ZM51 143V142H50ZM102 143V144H101ZM116 143V142H115ZM228 143V142H227ZM227 143H226V146H227ZM251 143H254V142H251ZM255 143H254V145H255ZM262 143V142H261ZM5 144V143H4ZM31 144V143H30ZM34 144V143H33ZM65 144V143H64ZM206 144H208V146L206 145ZM249 144V143H248ZM247 144V146H253V145H248ZM9 145V144H8ZM11 145V144H10ZM29 145V144H28ZM36 145V144H35ZM49 145V144H48ZM51 145V144H50ZM60 145V144H59ZM239 145L241 146L242 144H240L239 143ZM244 146H245V144H243ZM242 145V146H243ZM262 145V144H261ZM261 145H260V147H259V149L261 150ZM1 146V145H0ZM96 146H97V144H96ZM110 146V147H109ZM229 146V145H228ZM233 146V145H232ZM243 146V147H244ZM257 146V145H256ZM256 146H253L254 148H255V150L256 149H258ZM259 146V145H258ZM11 147V146H10ZM23 147V146H22ZM61 147V146H60ZM222 147V142L220 143V148ZM225 147V146H224ZM232 148V150H233V147H231ZM235 148H236V145H235ZM238 148H241V147H238ZM11 149V148H10ZM53 149V148H52ZM221 149H223V148H221ZM237 149V148H236ZM248 149V151H249V148H246V149H244V151H246ZM225 150V149H224ZM226 150H228V151H230L231 152V149L229 150V149H226ZM240 150V149H239ZM238 150V151H239ZM251 150V149H250ZM252 150H254V149H252ZM259 150V151H260ZM6 151V150H5ZM10 151V150H9ZM16 151H17V149H16ZM241 151V150H240ZM248 151H246V152H248ZM258 151V150H257ZM256 151V152H257ZM0 152L1 153H3L2 152V150H0ZM22 152H24L23 150H22ZM26 152V151H25ZM38 152V151H37ZM221 152V151H220ZM219 152V154H221ZM223 152V151H222ZM233 152H236L235 151V149L233 150ZM242 152V154H240L239 155V158H244V155H246V154H244L243 153V151H241ZM250 152H252V151H250ZM249 152V153H250ZM264 152V151H263ZM263 152H262V154H263ZM0 153V154H1ZM5 153V152H4ZM3 153V154H4ZM11 152H9V154H10ZM31 153V152H30ZM53 153V152H52ZM232 153V152H231ZM230 153V154H231ZM237 153H239V152H237ZM236 153V154H237ZM253 154H254V151L252 152ZM209 154H210V156H209ZM225 154H227V153H225ZM224 154V155H225ZM229 154V156H231ZM251 154V153H250ZM250 154H249V157H248V159L250 158ZM41 155V154H40ZM216 155H218L217 153H216ZM224 155H222L221 154V156H224ZM2 156V155H1ZM5 156H7V154L5 155ZM226 156V155H225ZM227 156H228V154H227ZM246 156H248V155H246ZM245 156V157H246ZM254 156H255V154H254ZM257 156H259V158L261 157L260 155H257ZM256 156V157H257ZM3 157V156H2ZM8 157H9V155H8ZM10 157H11V155H10ZM40 157V156H39ZM63 157V156H62ZM177 157V158H176ZM219 157H220V155H219ZM253 157V156H252ZM1 158V157H0ZM4 158H6V157H4ZM4 158H1L2 160L4 159ZM216 158H217V156H216ZM221 158H224V157H221ZM7 159V158H6ZM60 159V158H59ZM64 159V158H63ZM194 159V160H195ZM220 159V158H219ZM232 159V158H231ZM244 159H247V157L246 158H244ZM247 159V160H248ZM262 159V158H261ZM264 159V158H263ZM262 159V160H263ZM9 160V159H8ZM52 160V159H51ZM109 160V159H108ZM177 160V161H176ZM218 160V159H217ZM251 160H253L254 161V159H251ZM261 160V161H262ZM7 160H5V161H3L2 163H4V162H6ZM9 161H11V160H9ZM33 161V160H32ZM110 161V160H109ZM137 160H134V159H132V160H130L127 164V166H129V164H132V162H136ZM190 161V162H189ZM218 161H220V160H218ZM223 161H224V159H223ZM232 161V160H231ZM253 161H251L252 163H253ZM255 161H256V159H255ZM254 161V162H255ZM258 161V160H257ZM264 161V160H263ZM262 161V162H263ZM1 162V161H0ZM90 162V161H89ZM228 162V161H227ZM242 162V161H241ZM245 162H246V160H245ZM244 162V163H245ZM259 162V161H258ZM2 163H0V165H2L3 166V164ZM36 163V162H35ZM96 163V162H95ZM216 163V162H215ZM222 163V162H221ZM229 163V162H228ZM243 163V164H244ZM252 163H247V165L248 164H250V166H251V164ZM256 163L257 162H255V163H253V164H255V167H256ZM10 164V163H9ZM102 164V163H101ZM232 164V163H231ZM238 164V163H237ZM242 164V163H241ZM240 164V165H241ZM253 164H252V166L251 167H254L253 166ZM258 165H259V163H257ZM264 164V163H263ZM7 165H8V161H7ZM20 165V164H19ZM22 165V164H21ZM98 165V164H97ZM102 165H104V164H102ZM214 165H217V164H213V166ZM220 165V164H219ZM225 165V164H224ZM228 165V164H227ZM234 165H236V164H234ZM234 165H233V168H234ZM239 165V164H238ZM244 165H246V164H244ZM6 166V165H5ZM10 166V165H9ZM91 166V165H90ZM93 166V165H92ZM95 166V165H94ZM99 166V165H98ZM109 166V165H108ZM222 166V165H221ZM226 166V165H225ZM249 166V167H250ZM262 166V165H261ZM4 167V166H3ZM3 167H2V169H3ZM8 167V166H7ZM15 167H17V166H15ZM122 166H119L117 169H115L116 171H112V172H110V173H108L107 175H105V176H108V175H110V176H117V175H120V174H122L123 172H125L124 170H121L120 168H121ZM215 167V166H214ZM213 167V168H214ZM219 167V166H218ZM241 167H242V165H241ZM244 167V166H243ZM259 167V166H258ZM10 168V167H9ZM18 168H19V166H18ZM55 168V167H54ZM88 169H90V167H87ZM142 168V167H141ZM225 168V167H224ZM226 168H228V167H226ZM238 168H240V167H238ZM262 169L264 168V166L263 167H261ZM34 169V168H33ZM96 169H97V167H96ZM100 169V168H99ZM105 169V168H104ZM222 169V168H221ZM244 169V168H243ZM242 169V170H243ZM248 169V166H247V168H246V170ZM1 170V169H0ZM7 170H9L8 168H7ZM18 170V169H17ZM38 170V169H37ZM86 170V169H85ZM113 170V169H112ZM145 170H146V173H148L149 171H150V169H148L147 167H143L142 169H140L138 172H132V174L133 175H135L137 178H139L140 177V175H146V174H144L145 173ZM213 170H215V169H213ZM212 170V171H213ZM245 170V169H244ZM3 171V170H2ZM4 171H5V169H4ZM81 171V170H80ZM90 171H91V169H90ZM123 171V172H122ZM217 171V170H216ZM224 171V170H223ZM222 171V172H223ZM235 171H237V170H235ZM240 171V170H239ZM20 172V171H19ZM32 173H33V171H31ZM76 172V171H75ZM74 172V173H75ZM86 172H87V170H86ZM105 172H108V171H106V170H103L102 169V171L100 172V173H105ZM208 172V171H207ZM215 172V171H214ZM232 172V174H233V170L231 171ZM244 172V171H243ZM5 173H6V171H5ZM8 173V172H7ZM63 173V172H62ZM69 173V172H68ZM94 173H95V171H94ZM189 173H191V176L190 175H188ZM217 173V172H216ZM216 173H215V175H216ZM229 173H230V171H229ZM245 173V172H244ZM249 173V172H248ZM2 174V173H1ZM10 174V173H9ZM26 174V173H25ZM81 174V173H80ZM213 174V173H212ZM219 174V173H218ZM224 174H225V176L224 177H227L226 176V173L224 172ZM246 174H247V172H246ZM5 174H3V176H4ZM7 176H8V174H6ZM28 175V174H27ZM71 175V174H70ZM75 175V174H74ZM91 175V174H90ZM154 175H156V174H154ZM154 175H152V176H154ZM245 175V174H244ZM17 176L19 177V175L17 174ZM46 176V175H45ZM45 176H44V178H45ZM72 176V175H71ZM82 176V175H81ZM210 176V175H209ZM242 176H243V173H242ZM246 176V175H245ZM6 177V176H5ZM211 177V176H210ZM217 177V176H216ZM218 177H220V176H218ZM223 177V176H222ZM222 177L221 178H219V179H221V180H223L222 179ZM249 177H251V176H249ZM248 177V178H249ZM254 177V176H253ZM1 178H2V175H1ZM4 178V177H3ZM10 178H11V174H10ZM58 178V177H57ZM228 178V177H227ZM242 178V177H241ZM245 178V177H244ZM247 178V177H246ZM246 178L244 179V180H246ZM257 178V177H256ZM5 179V178H4ZM12 179V178H11ZM16 179V178H15ZM42 179V178H41ZM41 179H40V181H41ZM81 179V178H80ZM84 179V178H83ZM87 179V178H86ZM92 179V178H91ZM94 179V178H93ZM226 179V178H225ZM229 179H227V180H229ZM13 180V179H12ZM20 180V179H19ZM120 180L121 179H119V180H116V181H119V182H115L116 184H109L108 185V188L110 187V188H122V189H124L125 188V185H126V183H120ZM166 180H168V179H166ZM243 180V181H244ZM257 180V179H256ZM3 181V180H2ZM1 181V182H2ZM9 181V183H10V181L11 180H8ZM15 181V180H14ZM18 181V180H17ZM51 181V180H50ZM79 181V180H78ZM247 181H249V180H247ZM251 181V180H250ZM259 181V180H258ZM0 182V183H1ZM6 183H8L7 181H5ZM4 182V183H5ZM16 182V181H15ZM20 182V181H19ZM18 182V183H19ZM44 182V181H43ZM97 182V181H96ZM214 182L216 183V184H214ZM223 182V181H222ZM227 182V181H226ZM253 182V181H252ZM252 182H251V186H252ZM3 183V182H2ZM5 183V184H6ZM84 183V182H83ZM90 183H92V182H90ZM228 183V182H227ZM254 183V182H253ZM257 183V181L255 182V184ZM259 183H261V182H259ZM17 184V183H16ZM95 184H97V183H95ZM100 184H102L101 182H100ZM199 184H200V186H199ZM221 184V183H220ZM229 184H230V181H229ZM258 184V183H257ZM12 185H13V183H12ZM23 185V184H22ZM25 185V184H24ZM43 185V184H42ZM73 185V184H72ZM76 185V184H75ZM94 185V184H93ZM224 185L226 186L227 184L224 182ZM260 186H261V184H259ZM4 186V185H3ZM6 186H7V184H6ZM35 186V185H34ZM81 186H82V184H81ZM97 186V185H96ZM99 186V185H98ZM220 186V185H219ZM241 186H242V184H241ZM244 186V185H243ZM246 186V185H245ZM263 186V185H262ZM12 187V186H11ZM10 187V188H11ZM16 187V186H15ZM83 187V186H82ZM93 187H95V186H93ZM102 187H103V184H102ZM250 187V186H249ZM253 187V186H252ZM256 187H258V186H256ZM1 188V187H0ZM9 188V189H10ZM13 188V187H12ZM72 188V187H71ZM70 188V189H71ZM96 188V187H95ZM107 188V187H106ZM106 188H102L103 190H105ZM245 187H243L242 189H244ZM251 188V187H250ZM258 188H260V187H258ZM263 188V187H262ZM262 188H261V191H262ZM68 189V188H67ZM73 189V188H72ZM101 189V190H102ZM209 189H211V190H209ZM223 189H225L224 187H223ZM229 189V188H228ZM253 189V188H252ZM4 190V189H3ZM24 190V189H23ZM27 190V189H26ZM85 190V189H84ZM96 190V189H95ZM95 190H93V191H95ZM102 190V191H103ZM189 190H190V192H189ZM245 190V189H244ZM244 190H242L243 192H244ZM247 190H248V188H247ZM9 191V190H8ZM11 191V190H10ZM21 191V190H20ZM72 191V190H71ZM82 191H83V189H82ZM205 191H208V192H210V193H205ZM228 191V190H227ZM231 191V190H230ZM230 191H228V192H230ZM240 192H241V194H243L242 193V191L241 190H239ZM2 193L3 192H5V191H1ZM14 192V191H13ZM12 192V194L14 195V193ZM23 192V191H22ZM27 192V191H26ZM70 192V191H69ZM251 192V191H250ZM253 192V191H252ZM80 193V192H79ZM85 193V192H84ZM216 193H222L224 196H220L219 198H220V200H224V201H222V202H220V203H217L216 205H214V204H211L210 202V200L212 199V198H214V197H217V195L218 194H216ZM1 194V193H0ZM15 194H16V192H15ZM66 194V193H65ZM68 194V193H67ZM72 194H74V193H72ZM76 194V193H75ZM245 194V193H244ZM253 194V193H252ZM263 194V192L261 193V195ZM26 195H28V194H26ZM70 195V194H69ZM191 195V194H190ZM240 195V194H239ZM255 195V194H254ZM8 196V195H7ZM24 197H25V195H23ZM57 196V195H56ZM76 196V195H75ZM74 196V198H76ZM241 196H243V195H240V197ZM249 196V195H248ZM253 196V195H252ZM12 197V196H11ZM10 197V198H11ZM19 197V196H18ZM17 197V198H18ZM146 197V198H147ZM236 197H238V196H236ZM249 197H251V196H249ZM257 197H258V195H257ZM260 197V196H259ZM262 197L264 198V195H262ZM262 197H261V199H262ZM4 198V197H3ZM14 198V197H13ZM23 198V197H22ZM59 198V197H58ZM62 197H60V199H61ZM68 198L70 199V197L68 196ZM138 198L139 199H144V196H143V194L141 193L139 196H138ZM219 198L217 197L216 199H215V202H217L218 200H219ZM226 198H229V201L230 202H228L227 204H225L226 203V201H227V199ZM5 199V198H4ZM16 199V198H15ZM19 199V198H18ZM20 199H21V196H20ZM26 199V198H25ZM66 199H67V197H66ZM65 199V200H66ZM77 199V198H76ZM75 199V200H76ZM244 199H246V198H244ZM252 199V198H251ZM11 200H12V198H11ZM240 200V199H239ZM243 200V199H242ZM264 200V199H263ZM4 201V200H3ZM2 201V202H3ZM7 201V200H6ZM15 201V200H14ZM50 201V200H49ZM67 201H68V199H67ZM241 201V200H240ZM244 201H246V200H244ZM258 201H259V199H258ZM8 202H10V201H8ZM12 202H13V200H12ZM17 202V201H16ZM21 202H22V199H21ZM60 202V201H59ZM70 202V201H69ZM243 202V201H242ZM241 202V203H242ZM260 202H261V200H260ZM263 202V201H262ZM23 203V202H22ZM45 203V202H44ZM47 203V202H46ZM50 203V202H49ZM145 203L146 202H144V204H141L142 206L143 205H145ZM158 203V204H159ZM202 203V207L199 209V206H200V204ZM243 203H245V202H243ZM24 204V203H23ZM138 204H140V201H139V203ZM235 204V203H234ZM261 204V203H260ZM5 205V204H4ZM19 205V204H18ZM43 205V204H42ZM46 204H44V206H45ZM49 205V204H48ZM55 205V204H54ZM153 205L155 206L156 205V202H154L153 203ZM177 205V204H176ZM238 205V204H237ZM242 205V204H241ZM240 205V206H241ZM244 205V204H243ZM242 205V206H243ZM248 205V204H247ZM247 205H246V207H247ZM1 206V205H0ZM6 206H8V205H6ZM5 206V207H6ZM12 206V205H11ZM14 207H16L15 205H13ZM47 206V205H46ZM50 206V205H49ZM56 206V205H55ZM212 206H217L218 208L212 213V210H211V208H212ZM245 206V205H244ZM8 207H10V206H8ZM19 207H20V205H19ZM147 207H150V206H147V203H146V208ZM245 207V208H246ZM251 207V206H250ZM141 206L140 207H138L137 209H136V212H142L141 211ZM240 208V207H239ZM243 208V207H242ZM249 208V207H248ZM15 209H17V208H15ZM20 209V208H19ZM48 208H46V210H47ZM52 210H53V208H51ZM99 209V208H98ZM97 209V210H98ZM251 209V208H250ZM262 209V208H261ZM1 210H3V209H1ZM10 210V209H9ZM18 210V209H17ZM52 210H51V212H52ZM96 210V211H97ZM100 210H102V209H100ZM100 210H99V212H100ZM220 210V213H218V214H216V216H214V217H211V215L212 214H215V213H217L218 211ZM243 210V209H242ZM245 210H247V209H245ZM252 210H254V209H252ZM252 210H249L248 212L247 211H244V212H246L245 214H241L240 213V217H242L243 215V217H242V220L240 221V223H239V227H240V230L239 231H241V230H243L245 227H248V224L249 223H251L252 221H250V214H251V211ZM8 211V210H7ZM10 211H12V210H10ZM21 211V210H20ZM19 210H18V212H20ZM80 211H82V210H80ZM152 211V210H151ZM260 211V210H259ZM263 211V210H262ZM4 212H6V209H5V211ZM13 212V211H12ZM14 212H15V210H14ZM98 212V211H97ZM98 212V213H99ZM102 212H104V211H102ZM135 212V211H134ZM240 212H241V210H240ZM261 212V211H260ZM3 213V212H2ZM1 213V214H2ZM7 213V212H6ZM5 213V214H6ZM9 213V212H8ZM24 212H22L21 213V215L23 214ZM62 213V212H61ZM60 213V214H61ZM83 213H85V212H83ZM206 213H208V214H206ZM262 213H264V211L262 212ZM17 214V213H16ZM19 214V213H18ZM64 214V213H63ZM63 214H61V216L63 215ZM66 214V213H65ZM94 214V213H93ZM101 214V213H100ZM178 214V213H177ZM238 214H239V211H238ZM257 214H258V212H257ZM3 215V214H2ZM2 215H0V217L2 216ZM9 216H10V214H8ZM7 215V216H8ZM20 215V214H19ZM74 215V214H73ZM86 215V214H85ZM88 215V214H87ZM91 215V214H90ZM205 215V216H204ZM14 216V215H13ZM16 216V215H15ZM18 216V215H17ZM67 216V215H66ZM98 216H100V215H98ZM102 216H104V213H103V215ZM258 216V215H257ZM256 216V217H257ZM260 216V215H259ZM11 217V216H10ZM20 217V216H19ZM22 217V216H21ZM68 217V216H67ZM70 217H71V215H70ZM91 217V216H90ZM261 217H263V216H261ZM62 218V217H61ZM72 218V217H71ZM74 218V217H73ZM89 217H87L86 219H88ZM92 218V217H91ZM102 218V217H101ZM176 218V217H175ZM260 218V217H259ZM264 218V217H263ZM8 219H9V217H8ZM13 219V218H12ZM18 219V218H17ZM66 219V218H65ZM90 219V218H89ZM178 219V218H177ZM199 219V220H198ZM235 219H237V218H235ZM5 220V219H4ZM20 220V219H19ZM19 220H18V222H19ZM70 220V219H69ZM79 220V219H78ZM91 220V219H90ZM90 220H89V222H90ZM239 220V219H238ZM257 220V219H256ZM1 221H3V220H1ZM11 221V220H10ZM14 221H16V219L14 220ZM21 221H22V219H21ZM42 221V220H41ZM40 221V222H41ZM67 222H68V220H66ZM72 221V220H71ZM220 221H222V222H220ZM237 221V220H236ZM6 222V221H5ZM17 222V221H16ZM43 222H45L44 220H43ZM62 222V221H61ZM94 222V221H93ZM215 222V223H214ZM218 222H220V225H217L216 227H214L213 229H212V227L215 225V224H217ZM237 222H239V221H237ZM256 222V221H255ZM2 223H4V222H2ZM14 223V222H13ZM63 223V222H62ZM262 223V222H261ZM264 223V222H263ZM40 224V223H39ZM47 224V223H46ZM201 224V223H200ZM233 224V223H232ZM231 224V225H232ZM238 224V223H237ZM237 224H234V225H237ZM253 224V223H252ZM255 224V223H254ZM8 226H9V224H7ZM10 225H11V223H10ZM67 225V224H66ZM113 225V224H112ZM221 225H223L222 226V228H220V226ZM256 225H258V224H256ZM255 225V226H256ZM7 226V227H8ZM12 226V225H11ZM43 228H45V224L44 225H41ZM48 226V225H47ZM46 226V227H47ZM53 225L51 224V226L50 227H52ZM185 226V225H184ZM259 226V225H258ZM54 227V226H53ZM64 227V226H63ZM70 227V226H69ZM231 227V226H230ZM239 227H237V229L239 228ZM41 228V227H40ZM49 228V227H48ZM68 228V227H67ZM77 228H78V226H77ZM81 228V227H80ZM164 228H167V230H164ZM232 228H234L235 229V226L234 227H232ZM252 228H253V226H252ZM252 228H251V230H252ZM9 229V228H8ZM46 229V228H45ZM79 229V228H78ZM82 229V228H81ZM212 229V230H211ZM218 229V230H217ZM250 229V228H249ZM1 230H3V229H1ZM35 230V229H34ZM54 230V229H53ZM65 230V229H64ZM70 230V229H69ZM74 230V229H73ZM258 230H259V228H258ZM261 230V229H260ZM33 231V230H32ZM54 231H56V230H54ZM77 231V230H76ZM84 231V230H83ZM149 231H152V229L151 230H149ZM235 231H236V229H235ZM257 231V230H256ZM256 231H254V234L255 235H257L256 234ZM262 231H264L263 230V227H262ZM45 232H47L46 230H45ZM56 232H58V231H56ZM55 232V233H56ZM64 232V231H63ZM74 232H75V230H74ZM79 232H81V231H79ZM85 232V231H84ZM112 232V231H111ZM174 232H175V230H174ZM250 232V231H249ZM259 232H261V231H259ZM49 233V232H48ZM83 233V232H82ZM102 233V232H101ZM248 233V232H247ZM246 233V234H247ZM262 233V232H261ZM261 233H260V237H261ZM24 234V233H23ZM28 234V233H27ZM67 234V233H66ZM73 234V233H72ZM113 234V233H112ZM125 234V233H124ZM249 234V233H248ZM253 234V235H254ZM44 235V234H43ZM53 234H51V236H52ZM55 235V234H54ZM59 235V234H58ZM62 235V234H61ZM65 235V234H64ZM69 235V234H68ZM70 235H71V233H70ZM110 235H111V233H110ZM252 235V234H251ZM250 235V236H251ZM254 235V236H255ZM25 236V235H24ZM23 236V237H24ZM30 236V235H29ZM28 236V237H29ZM40 236V235H39ZM50 236V235H49ZM48 236V237H49ZM73 236H74V234H73ZM82 236V235H81ZM148 236V235H147ZM240 237V238H235V237ZM253 236V237H254ZM258 236V235H257ZM264 236V235H263ZM27 237V236H26ZM32 237V236H31ZM30 237V238H31ZM70 237V236H69ZM79 237V236H78ZM229 237V238H228ZM6 238H7V236H6ZM38 238V237H37ZM37 238H36V240H37ZM44 238V237H43ZM50 238V237H49ZM53 238V237H52ZM56 238V237H55ZM54 238V240H56ZM58 238H59V236H58ZM199 238H201V237H199ZM199 238H198V240H199ZM247 238H249L248 236H247ZM255 238V237H254ZM262 238V237H261ZM29 239V238H28ZM32 239V238H31ZM30 239V240H31ZM47 239V238H46ZM51 239V238H50ZM63 237H62V239H61V241H63ZM70 239V238H69ZM202 239V238H201ZM7 240H8V238H7ZM25 240H27V239H25ZM47 240H49V239H47ZM67 240V239H66ZM73 240V239H72ZM76 240V239H75ZM147 239H145V241H144V243H149L150 241H152V238H148V240L146 241ZM195 240H197V239H195ZM197 240V241H198ZM208 240H209V242H208ZM264 240V239H263ZM35 241V240H34ZM64 241H65V239H64ZM63 241V242H64ZM68 241V240H67ZM66 241V242H67ZM71 241V240H70ZM80 241V240H79ZM166 241V242H167ZM176 241V243H177V245H176V243L173 245V246H175V248H177V251H179V250H181L183 247H186V246H184V243H186L183 239H181V238H176L175 240H174V242ZM197 241H195V242H197ZM260 241V240H259ZM258 241V242H259ZM19 242H20V239H19ZM18 242V243H19ZM22 242H23V240H22ZM25 242V241H24ZM27 242V241H26ZM31 242H32V240H31ZM30 242V243H31ZM40 243L42 242L41 240L39 241ZM55 242V241H54ZM53 242V243H54ZM249 242H250V240H249ZM249 242H248V244H249ZM33 243V242H32ZM37 243H38V241H37ZM47 243V242H46ZM45 243V244H46ZM52 243V241L49 243V244H51ZM112 243V242H111ZM124 243V242H123ZM143 243V244H144ZM198 243H199V241H198ZM198 243H196V244H198ZM209 243V244H208ZM233 243H237V246H235V245H233ZM255 243V242H254ZM253 243V244H254ZM259 243H261V242H259ZM22 244V243H21ZM20 244V245H21ZM28 244V243H27ZM34 244V243H33ZM36 244V243H35ZM39 244V243H38ZM44 244V243H43ZM63 244V243H62ZM74 244V243H73ZM119 244V243H118ZM189 244H187V246L189 245ZM196 244H195V246H196ZM256 244V243H255ZM254 244V245H255ZM16 245V244H15ZM14 245V246H15ZM19 245V246H20ZM31 245V244H30ZM30 245H29V247H30ZM57 245V244H56ZM85 245V244H84ZM105 245V244H104ZM111 245V244H110ZM165 245V244H164ZM181 245H183V246H181ZM22 246V245H21ZM37 246V245H36ZM43 246V245H42ZM46 246V245H45ZM49 246V245H48ZM71 246V245H70ZM91 246H92V244H91ZM106 246V245H105ZM112 246V245H111ZM134 246V245H133ZM133 246H132V248H133ZM257 246H258V244H257ZM41 247V246H40ZM58 247H60L61 248V246H59L58 245ZM57 247V248H58ZM69 247V246H68ZM67 247V248H68ZM74 248H75V246H73ZM248 247V246H247ZM260 247V246H259ZM263 247V246H262ZM15 248H16V246H15ZM31 248H32V246H31ZM50 248V247H49ZM55 248V247H54ZM65 248V247H64ZM93 248V247H92ZM107 248V247H106ZM105 248V249H106ZM117 248V247H116ZM134 248H135V246H134ZM195 248V247H194ZM261 248V247H260ZM35 248H33V250H34ZM38 249V248H37ZM45 249L46 248H44V251H45ZM51 249H53V246H52V248ZM50 249V250H51ZM56 249V248H55ZM66 249V248H65ZM64 249V250H65ZM73 249V248H72ZM72 249H71V251H72ZM77 249V248H76ZM79 249V248H78ZM88 249V248H87ZM119 249V248H118ZM197 250H198V248H196ZM230 249V250H229ZM254 249V248H253ZM256 249H258V248H256ZM255 249V250H256ZM30 250V249H29ZM41 250V249H40ZM47 250V249H46ZM49 249H48V251H50ZM54 250V249H53ZM57 250H59V249H57ZM62 250H63V247H62ZM63 250V251H64ZM80 250V249H79ZM92 250V249H91ZM101 250H103V249H101ZM190 250H194V249H190ZM246 250V249H245ZM251 250V249H250ZM250 250H249V252H250ZM262 250V249H261ZM264 250V249H263ZM35 251H37V250H35ZM55 251V250H54ZM62 251V252H63ZM67 251H68V249H67ZM112 251V250H111ZM142 251H144V249H142ZM217 250H214V252H212V254H210V257H212L213 255H214V253L216 252ZM227 251V252H226ZM42 252V251H41ZM56 252H58V251H55V253ZM70 252V251H69ZM189 252V251H188ZM191 252V251H190ZM189 252V253H190ZM247 252V251H246ZM246 252H244V253H246ZM248 252V253H249ZM253 252V251H252ZM257 252V251H256ZM39 253V252H38ZM47 252H45V254H46ZM52 253V252H51ZM61 253V252H60ZM59 253V254H60ZM72 253V252H71ZM80 253V252H79ZM105 253V252H104ZM217 253V252H216ZM226 253H227V255H226ZM258 253H259V251H258ZM48 255H49V253H47ZM84 254V253H83ZM192 254V253H191ZM190 254V255H191ZM263 254V253H262ZM38 255V254H37ZM41 255V254H40ZM54 255H56V254H54ZM62 255V254H61ZM71 255V254H70ZM76 255V254H75ZM110 255V254H109ZM185 255H187V254H185ZM193 255V254H192ZM191 255V256H192ZM243 255H245V254H243ZM242 255V256H243ZM246 255H248L247 253H246ZM251 255V254H250ZM253 255H255V251H254V253H253ZM256 255H257V253H256ZM261 255V254H260ZM42 256V255H41ZM45 256V255H44ZM49 256H51V255H49ZM57 256V255H56ZM67 256V255H66ZM73 256H74V254H73ZM178 256V255H177ZM233 256V254H231L230 256H229V258H231ZM259 256V255H258ZM78 257V256H77ZM80 257V256H79ZM115 257V256H114ZM114 257H113V259H114ZM117 257V256H116ZM187 257H188V259L189 258H191V257H189L188 255H187ZM247 257V258H246ZM245 258L247 259V261H248V256H246ZM251 257V256H250ZM255 257V256H254ZM260 257V256H259ZM263 257V256H262ZM37 258H38V256H37ZM41 258V257H40ZM50 258V257H49ZM53 258V257H52ZM58 258V257H57ZM60 258V257H59ZM62 258V257H61ZM60 258V259H61ZM63 258H64V256H63ZM71 258V257H70ZM176 258V257H175ZM183 258V257H182ZM186 258V257H185ZM214 258V260H215V257H213ZM256 258V257H255ZM255 258H253V259H255ZM30 259V258H29ZM54 259H56V258H54ZM83 259V258H82ZM106 259V258H105ZM104 259V260H105ZM109 259V258H108ZM110 259H112V257L110 258ZM138 259V258H137ZM187 259V258H186ZM187 259V260H188ZM257 259H259L258 257H257ZM34 260V259H33ZM37 260V259H36ZM40 260V259H39ZM49 260V259H48ZM63 260V259H62ZM66 260V259H65ZM256 260V259H255ZM263 260V259H262ZM261 260V262L263 263V261ZM38 261V260H37ZM69 261H70V259H69ZM103 261V260H102ZM112 261V260H111ZM116 261V260H115ZM131 261V260H130ZM175 261H176V264H180V262L177 260V259H175ZM183 261H184V258H183ZM191 261V262H192ZM231 261H232V258H231ZM252 261V260H251ZM250 261V262H251ZM260 261V260H259ZM44 262H45V260H44ZM82 262V261H81ZM97 262V261H96ZM120 262V261H119ZM187 262V261H186ZM256 262H258L257 260H256ZM38 263V262H37ZM42 263V262H41ZM40 263V264H41ZM69 263V262H68ZM73 263V262H72ZM71 263V264H72ZM76 263V262H75ZM79 263V262H78ZM108 263V262H107ZM112 263V262H111ZM118 263V262H117ZM116 263V264H117ZM199 262H196V264H198ZM249 263V262H248ZM252 263V262H251ZM255 263V262H254ZM262 263H260V264H262ZM44 264V263H43ZM52 264V263H51ZM55 264V263H54ZM61 264V263H60ZM65 264V263H64ZM102 264V263H101ZM104 264H106L105 262H104ZM119 264V263H118ZM133 264V263H132ZM134 264H136V263H134ZM142 264V263H141ZM217 264H222V262L221 261H219ZM234 264H239V262L237 263H234ZM242 264H246L245 262L244 263H242ZM256 264V263H255Z\"/></svg>",
	"mask_w": 264,
	"mask_h": 264
}]
</instances>
